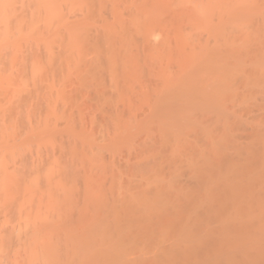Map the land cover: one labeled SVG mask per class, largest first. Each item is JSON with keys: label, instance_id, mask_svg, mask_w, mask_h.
<instances>
[{"label": "bare ground", "instance_id": "obj_1", "mask_svg": "<svg viewBox=\"0 0 264 264\" xmlns=\"http://www.w3.org/2000/svg\"><path fill=\"white\" fill-rule=\"evenodd\" d=\"M102 1H105L106 5H110V4H107L108 0H102ZM109 1L111 2L112 0H109ZM129 1L127 0L126 2H127L128 5L127 4L125 5V0H124L123 2H124L125 6H122V7L126 8V9L131 7L130 9H128V10H131L132 8H134V6H136L135 8L137 9V5L140 3V0L139 1L137 0L138 3H137L136 0H134L136 2H134V1L131 2L130 1V3H134L133 5L130 4V6H129ZM143 1H145V2H143ZM149 1H151V2H149ZM91 2H95V1H92V0H90V1L89 0H0V93L3 95V96H1V94H0V96L2 97V98H0V264H92L94 262V260L96 262L97 255H101L102 261H103L102 264H114V263L117 264V262H118L117 256H115V253L112 254V251H114V250H110V244H112V243L116 244L117 248H118L117 251L118 250H122V249H126L128 245H130V244L133 245V243H135L137 241L139 236L140 237L143 236L145 238L144 239L145 244H148V243H150L151 235L155 231L154 225H151L152 214H151V211H150L149 208H145L144 212L139 214V215H137L135 213V211H133L132 209H128L127 211H124V209H123V211H114V215H113L114 218H113V221H112L111 224H107L105 221L97 219L93 223V227H91L90 229H85L84 227L82 228L81 225H80V228H79L78 225L73 224L69 228L65 229L63 232H60L57 222H54L49 227L46 226V223L51 219V217H54L53 214L59 212V208H60V205H61L62 201H66V202L69 201L68 203L70 205H72V201L76 200V198H78V195H79L78 199L81 198L80 200L82 201V199H83L82 197L84 196L85 200H87L89 203H94V201L96 199H98L97 197H98L99 193L98 192L96 193V190L97 189L99 190V188L94 186V184H95L93 182L94 180H91L92 183H90V180H88V179H92L94 177L93 176V174H94L93 172H96L94 170H97V171H103L104 170V168L102 169V167H103L102 163H105V161H106L104 159V158H106L105 155L106 156L107 155L110 156V154L112 153L110 151L116 150V151H114V154H113L114 156H111V158L113 157L114 159H116V157L119 156L117 158L118 160L114 161L112 159L113 161H111V159L109 157L110 160L108 158H106L108 160L107 163L109 161H110V163L118 161L119 163H117V162L116 163L117 164H121L119 158L121 157L120 155L123 154V153H121V151L122 150L124 151V148L122 149V146H125V148H126V145H128L127 147H129L128 149H129L130 153L127 150L128 153L126 152L127 155L125 154L127 156V158L123 155L126 158V161H128L127 159H130V158H128V155L130 154L129 157H131V154L133 153V150H135V149L137 150L140 147L139 145H141V147L143 148V144L147 143L148 139H149V137H148V139H146L147 135L145 134V132H143L144 129L140 128L141 130H139V131L144 133L146 137L140 132L141 135H143V137H142V140L140 138V140L137 142L138 148H137L136 145L135 146L133 145L134 141H133V143L131 142L132 145H130L131 143L126 144V145L125 144L122 145V143H123V140H122V142L120 143L121 146L118 147V148H121V149H118L116 147L117 145H114V143L117 142V144H119L118 142L121 141L120 139H119V141H115L116 138L118 139L119 136H121V135H122V137H125L124 135L127 133L126 130L128 128H130V131L127 130L128 133L129 132L133 133L132 130L135 129L134 125H135V127H138L139 124H140V122H137L138 123V126H137L136 125L137 123L135 122V120H137L141 115H142L141 117H143V114H141V112H142V110L144 108L143 109L141 108V111L137 113V114L140 113V116L138 115L139 117H137V114L135 112L137 119H136L135 116H132V117H135V119L133 118L134 119L133 122H135V124L133 125V123L131 121H128L127 125L128 124H130V125H128L129 127L126 126V129L124 130L125 127H123V126H125V122L126 121H123L122 119L124 118L125 113H129L128 111H130V110H128L126 112L125 106L122 107L123 102H122V105L120 106V104H121L120 101L122 99L121 100L119 99L120 101L118 100V102H120V104H118V103L117 104L120 106V110L124 108L123 110L125 111V113H123L124 111L122 112L124 114L123 117L120 115L122 117L121 118L122 121L120 120V116L119 115H118L119 117H116V118H118L119 121L123 122L124 124L122 123L123 126H121L120 122L118 123V121H116V119L114 118L115 122L117 123V125L115 127H114V125H112V124L111 125L116 130L114 132L110 133V134H112L114 139H113V137L110 138L111 135L108 133L110 135L109 136V138H110L109 140L110 141H106L108 138H106V140H103V141H106L107 143L110 142V144L112 142L113 143L112 145H110L108 143L107 144L108 146H105V144L103 143L105 147L104 146L100 147L101 145H103L102 143H100V141L102 140V136H104V135H102L101 138H100V135H101L100 133L101 132L97 133V131L100 130L99 129L100 127L101 128H102V126L104 127V125H102V124L107 122L109 119L108 120L104 119V122L101 124L100 127H98V123H96L97 127L94 126L95 122H93L94 125H93V123L92 124L90 123L92 126H94L93 128H94L95 131H96V128H98V130L96 131V134L99 137H98V139H96V141L98 140V142L101 145H99L96 141H94L95 138H96V136H94V135H91L90 137L86 135V137H84L83 139L81 138V137L85 136V135H81V134H83V133L87 134V133H85L86 131L89 132L88 130H90V131H92V130H91L90 126L88 127L90 129L83 127L84 129H86L85 132L83 131L84 129H81L82 128L81 125H80V127H81L80 129L77 128L78 127L77 123L78 124L82 123L80 120L84 119L82 117H80L81 119L77 118V116L79 117V113L78 114L75 113V115H77L76 116L77 120L79 119V122L76 123V122L71 120V123H73V124L75 123V125H73V124L69 125L68 121H69L70 118L68 119V121L67 120L64 121V118H66V116H68V115H66L65 111H64V113H65V115H64L62 113L63 112L62 110H65V108H68V110H69L70 104L74 105V102H76V101H74V99H76V98H74V99L70 98V97H73V96H69L70 94L66 95L65 90H64L65 94L62 93L63 90H62L60 82H62L64 80V78H61L62 76H60V75L61 74H63V75L69 74V76L70 75L72 76L73 73L77 74L78 71H79L77 76L80 75V78L78 77L79 78V82H80L81 75H83L84 73H81L83 71H82L81 68L79 69V67H82V65H79V64H83L84 61H85L84 65H83V66H85V64L87 62L88 63L90 62V61H87V60H91V59L86 58V56L84 57L83 54L81 55V53L86 52V51H84L85 50L84 48L83 49L81 48V46H82L81 42L84 45L83 40L86 41L85 37H87L88 30H91V27L93 29L97 28V25L95 23L94 24L96 25V27H93L94 26L93 22H95V21L93 20L94 15H92V14L95 13V12H91L90 13V11H95V10H91V8L94 9V7H90V11L87 12V10H89L88 9L89 5L92 6V4H93ZM113 2H114L116 7L111 2L112 4H111V6L107 7V10L109 9V7H112V6H113L112 10L114 8H116V9H114L113 12L115 14V11H116L117 14H115L114 16L112 15L114 17L113 19L116 20L118 18L117 22L115 24H118L120 20L121 21L124 20V21L120 22L121 24L123 22L125 23V20L127 21V19H128V23H130L129 20H132L131 23H133L134 27L131 25L132 26L131 29L136 30L137 32L139 31L137 33V35L135 36V34H134L133 37H132V34L134 32L136 33V31H134L133 33H132L133 30L131 31V33H132L131 37L132 38L135 37V42H136V37L139 38L141 34L145 35V38L143 37L144 35L140 37V38H142V37L144 38L143 41L140 38L138 39L141 42H144V40H145V44H144L143 48H140L139 51L137 50V47L134 45L135 43L133 42L134 43L133 44L132 42H130V41H132V39L129 40L130 38L125 39V40H127V42L125 41V44L128 47L132 43V45H134L133 47L136 48V50L135 49L134 50L136 52L138 51L137 53L141 52L140 50L143 49L144 50L143 52H145V54L147 52L148 57L150 55H152V58L154 60L153 61L154 64L156 62L155 59H159V57L158 58L154 57V54H155V56H157L156 54H158V55L160 53L163 54L165 52V50H167L166 48H168L167 52H169L170 54L166 55L167 52L164 53V55H166L165 56L166 59H168V62H170L172 60L173 61V62L171 61L172 63H176V62L179 63V61L181 63V64L180 63L177 64V66H171L172 64H170L169 68L174 67V70H173L174 73H175V70L178 67L181 66L179 69H177V71H176L177 73H175L176 75L175 74L171 75V73L173 74V72L171 70H169V68H167V66H166L167 64L166 65L164 64V63L167 62L165 60L164 55L162 57V59L164 58L163 59L164 63L161 62L162 61L161 59H159V60H161L160 62L162 63V67H163V68L159 69L161 71H159L158 69L157 70L159 72L155 71L156 70L155 67H157L158 64L161 65V63H158V62H157V66L154 65L155 74H152V72H151L153 69L149 71V70H147L148 68H146V70L148 71V73H146V74H149V72H151L150 73L151 76L153 75L155 77V75L157 76L158 73H159V74L162 75V76L158 75L159 78H162L164 81L170 82V83H166L162 79H161L162 81H158L159 83L163 82L161 86L164 87V91H166L167 87L170 86L171 84L172 85L170 86V88L174 87L176 85V83H175L174 86H173V83H172V80L174 78L172 76H175L176 78H174L173 82H177V86H178L177 87L178 89L175 88V90L177 89L179 91V92H177V91L175 92L174 89L172 88L173 89L172 91H171V89H169V91H167V93L170 92L171 94H169V93L167 94L166 92L163 91V89H161L162 92L158 91L159 90L158 88H161V86H159V84H158V85H156V88L158 86V88H157L158 90L157 89L156 90L158 91L159 94H161V93L162 94L158 95L157 91L155 92V89H154L155 94L152 92L153 93V94H151L152 97L150 95L149 98L152 99V100L154 99V101H155V99H156L155 95H158L159 97H157V98H161V100L158 101V99H156L158 101V102L157 101L156 102L157 103L160 102V104H162V103L163 104L165 103V104L164 105L163 104L162 105H159V104L152 105V103H151L152 106H149V104L148 105L146 104L148 102L147 99L145 98V100L147 102H145V100L143 99L145 104L147 105L146 107H148V106L150 108L152 107L151 108L152 110H153V106L156 107L158 105L156 107L158 109H154L155 110L154 111V115H153V112L151 110L152 114L150 112L151 116H149L150 117L149 119L150 120L153 119V121H155V119H156L157 123L159 122V124H161L163 126V130L165 131L164 132L161 129L162 126L160 127L159 130H162L163 132L159 131L157 129L158 128V126H157V128L155 127L157 129V131L156 132L154 131V133H156V135L153 132H151V131H149V133H151V134L147 133V134H149V136L151 135V137H150L151 139L150 140H152V139L155 140V138L153 137L154 135L157 136V137L159 136L158 137L159 139L163 138L162 142L159 141L158 143H162L163 146L165 147V148L164 147H160V150L158 149V150L154 151V155L152 156V155H149V154H151V152L153 153L152 150L150 151V153H148L149 152L148 150H150L149 147H151V145L147 146L146 144H144V146L146 145V147H148V150H147L148 151L147 152L148 155L147 156H148L149 159L152 158L151 159V161H152V160H154L155 157H157L156 155L162 154V153H158V151H163L162 150V148H163L166 151V152L165 151H163V152H165V154L167 153L166 159H167V156L170 153V151H172V155H173L172 158L173 159H172V164H170V166L174 165V167H177V169H179V166H180V169L181 168L183 169L184 166H182V167H181V165L176 166L177 165L176 162H179L178 159H175V157H177L178 153H179V156H180V154L183 156V157L180 156V157H182V159L184 158V155L187 156L189 154L190 161L186 160V157L183 160L180 157H179V159H181L182 162L184 161L183 164L186 161L190 162V164L192 166V168L191 167L189 168V170L191 171L190 173H192V174H190V177L188 175V177H189L188 179H185L187 181L184 183V186L183 187H176V185H175L176 182H175V184H174L175 190L172 193V195L168 198L167 206L165 207V209H163L159 213V219H158L156 225L158 226L159 229L163 230L164 233L171 234V241H170V245H169V250L164 255H160V253L159 254L155 253L156 255L153 256V257H158L159 256V260H160L161 263H165L166 261L170 260V261H173L175 264H194L196 262H202V264H206L205 262H208L210 260H214V261H217V262L219 260L218 264H222L223 257H221L220 251L211 250V247H212V244H213V240H212V237H211L212 234H213V228L210 226V224H212L213 221L220 222L219 231L221 233L227 234V236H229V237L232 236L233 234L236 236V235H239L241 233L240 229L242 227H241L239 218L241 219L243 216H245V217L250 216L248 210H246L244 208L243 202L246 201V200H251V197H253V195L255 193L254 192L255 188H257V186H260L262 184V182L264 181V163L261 164L259 162L260 160L264 161L263 160V158H264L263 150L264 149L263 150L261 149V148L264 147V145L260 146L258 143H255V142H253L255 145L253 143H251V142H249L250 145H249V143H248V145H247V143L245 144L243 142L242 143H240V142L238 143L239 140H236V139H242L241 141H244V138H242V136H241V138H238V137L236 138V137H234L235 135H233V134H232L233 136H231V137H234L233 139H235V138L236 139L235 140H233L232 138L229 139L231 133L228 134L226 132L227 131L226 130V128H227L226 125L228 123L230 124V126L233 125L235 127L236 125H234V121L233 120H235V119L238 120L239 119L238 123L236 122L237 120L235 121L236 124L240 125V123H242L243 126L242 125H240V126L238 125L240 127V129H238V131H240V130L242 131L241 127L245 129V126L248 125L247 119L245 121L239 122L240 119L241 120L243 119L242 118L243 117L242 114H243V111H244L243 110L244 106H243L242 109L240 107L241 111L243 110L242 113L240 114V116L242 115L241 118L240 117L235 118V116L239 115V114H235L236 112H233V114H235V116H232V112H231V114L228 115V118H229V116L233 117L232 122L229 121L228 123H225V124L223 123L224 125L222 124V122H219L220 125L218 126V124H217L216 127L214 126L215 124L211 125V126H213L212 130L214 129L215 131L217 129H220L221 127H223L224 130L220 129V130H222V132L221 131L220 132L222 133L221 135H223V137L221 135H219L220 132H218V135H217L216 132H214V133H216V135L218 137L215 135L217 138H213L211 136L212 131L209 133L210 135L208 134L210 129L208 130L206 128L208 131H206V130L204 131V129H205L204 125L208 124V121L212 120V119L214 121L215 119L218 118L217 122L220 121V119H221V121L223 120L224 122L227 120V117H226V120H225L221 116L223 113L225 115V112H227V111L222 112V111H224V109L222 110V108H221V110H222L221 111L220 110V106H221V104L223 106L222 102H227L228 98L225 99V97H227L228 93L229 94H231L232 92L234 93V91L236 92V89L234 90V87H232V86H234L233 84L231 85L229 83L227 85L226 82L228 81V79H226V76H230V77H228L230 79H232L233 76L235 77L236 75L239 76V77L238 76L235 77L236 79H241L240 76L244 77L242 79H245L246 83L245 84L243 83L244 84L243 88L245 89V87H246L245 85H247V86L250 85V86H248V88L247 87L246 88L250 89L252 91V89L250 87H252L253 84L254 85L256 83L258 84V81H256V79L260 80L261 77L264 75V73H263V70H264L263 69V67H264V58H263L264 57V44H262V40L264 42V15H263L264 14V6L262 5V7H261V3L264 2V0H142V3H141L142 6L140 7V9L138 11L136 9H132L134 13H132V10L129 11L128 17H126L127 14L124 13V11L126 12V10L123 9L124 10L123 13L126 14V16H125L126 19H123L124 15H123V13L121 11L122 8L120 7L121 4L123 5V3L120 2V5H119L118 2L117 3L115 2V0H113ZM19 3H21V4H19ZM89 3H91V4H89ZM178 3L183 5V6H179ZM116 4H118V5H116ZM173 4H177V6L181 7V8L177 7L178 9H176V6L174 8ZM24 5H26L25 8L23 7ZM106 5H105V7H106ZM172 5H173L172 11L174 10L173 11V16L171 15L172 11L170 10ZM184 5H186V6H184ZM187 5H190V6H187ZM85 6L86 7L88 6L87 9H86ZM98 6L99 5L97 4L95 9ZM79 7H80V10L85 8V9H83V11L85 10V12H83L81 14H84L86 12L88 13V14L86 13V15H81L82 18H78V17H80L79 15H78V17L76 16L79 20H76L77 19L76 17H75L76 21L75 20L72 21V19L69 20L70 17L69 18L66 17V15L69 14L68 13L69 11L67 12L66 15L64 14V10L67 11L66 8H70V10L71 9L72 10H74V9L76 10L77 9V12L80 13V11H78ZM257 7H258V10L262 11V9H263V11H262L263 14L262 15L259 14V13H262V12L258 11V10H257V12H259L258 14H255V15L253 14V12H256V10L253 9V8H257ZM117 9H119V10H117ZM180 9H181V11H180ZM19 10L21 12H19ZM99 10H100V7H98V9H97V13H98ZM165 10H168V11H165ZM182 10H184V12ZM100 12H101V10H100ZM163 12H165V13H163ZM89 13L91 14V16H93V18H91L92 20L88 16V15H90ZM105 13L106 12H103L101 14V16H103V14H104V16L105 15L107 16V15L111 14L109 12H107L106 14ZM176 13H177V15H175ZM71 14H72V11H71ZM75 14H76V11H75ZM121 14H122V18L118 17V15L120 16ZM132 14H135V15L133 16ZM163 14H165L166 16L165 15L162 16ZM72 15H74V14H72ZM130 15L133 16L132 19L130 18V17H132ZM218 15H219V18H218ZM258 15H259V17H258ZM95 16H97V18H98V16H100V14L99 15L96 14ZM112 16L110 18H112ZM171 16H172V18H170ZM213 16H215V17L217 16V18H214ZM166 17L168 18V20H167ZM258 18H259V20H257ZM98 19H95V20H97V22L101 23L102 22L101 21L102 18H101L100 21H98ZM216 19H218V20H216ZM111 20H110V22L108 21L107 23L108 24H110V23L112 24L113 21H115V20H112V21ZM184 20L188 21L187 23H189V26L193 25L192 28L193 27H204L203 28V32L205 30L207 31V29L209 30L211 25L213 26L211 28L213 31H214V29L219 28L220 26L221 27L218 30L216 29L217 31L215 30L214 34L210 33V32H212V30L210 32L209 31L206 32L207 34L209 33L208 34L209 39L211 38L213 40V42H212V40L210 39L212 44L209 42L210 40H208V38L204 36L205 41L203 40L204 38L202 40H200V41H202L201 43H203V45L201 44V46H200V43H198L199 40L196 41L200 36L199 37L195 36V34H197L196 32H198L197 29L193 28V30H196V32L194 31L195 32V34H194V32L191 30V27H190V29L186 28V26L188 24ZM253 20L254 21L256 20L257 22L255 21L256 23H254ZM105 21H104L105 25L104 24L102 25L103 28H105V30H106V31L103 30L104 31V36L102 35L103 31L100 32L101 33L100 35H102V36L97 34V35H99V40L100 39H102V40L105 39L102 42L100 41L101 44L103 42L105 43L106 40H109V42H110V36H113V35H111L112 32L114 33V35H115V32L119 33L120 37H121L123 32L125 34L127 33L130 36V33H129L128 29L125 28L126 29L125 31L120 32L121 31V28H120V31L117 32L118 30L115 31V29H116V27H115L114 31H112L113 27L115 26V24L113 23L114 26H112L113 24L112 25L111 24L108 25ZM214 22L217 23L218 27H216V23H215V25H213ZM190 23H191V25H190ZM252 23H253V27L249 28V26H251ZM257 23H258L259 26L257 25ZM121 24H120V27L122 26ZM127 25H129V24H127ZM180 25H182L183 27L181 28ZM102 26L100 25V27H102ZM156 26H157V28H155ZM166 26H168V27L170 26L172 28V30H173L172 34L173 35H171V33H169V31H167ZM254 26H257L258 29H256V27H255L256 30H254ZM100 27L98 26V28H100ZM153 27L155 29H157L158 31L155 30ZM176 27H177V29H176ZM214 27H216V28H214ZM158 28H165V29H158ZM183 28H185V29H183ZM205 28H207V29H205ZM142 29H144V30H142ZM141 30H142V33H141ZM159 30H160V32H159ZM177 30H178V32H177ZM188 30H190L191 32H189ZM250 30H254L256 32H253V31H250ZM98 31L97 32L93 31V35L91 34V32H89V34L92 35V36H95L96 35L95 33H99ZM162 32H164L162 34L163 37L164 36H166L168 38L171 37L170 40L172 39V41H170V43H168L169 39L164 37V38H166V40H165L166 44L164 43V45H163L164 40L161 39L163 37L159 36ZM139 33H140V35H139ZM190 33H193L194 35L192 36V34H190ZM206 33H204L203 35H205ZM207 34H206V36H207ZM189 35H190V37H189L190 39H188ZM116 36H117V34H116ZM176 36L179 39H181V40L179 41V39ZM191 36L193 37V39H191ZM100 37H103V38H100ZM156 37L157 38L159 37L158 40H157ZM174 37H175V40H174ZM196 37H198V38H196ZM194 38H195V41L197 42L196 43L194 41V43H196V46L198 45L199 47H195L194 45H193L194 46L193 47L191 45L193 43L191 40H194ZM255 38L259 39L260 41L256 40ZM92 39H93V37H92ZM97 39L98 38H96V40ZM112 39H115V38H112ZM185 39H188V40L185 41ZM93 40H94L93 43H95V38ZM99 40H97V41H99ZM118 40L119 39H117V41ZM206 40H208V41H206ZM251 40H253L254 42L252 41V43H250ZM121 41H124V40H121ZM161 41H163V42H161ZM188 41H191V42H188ZM141 42H136V43L141 44ZM171 42H172V45H171ZM178 42H180L181 44L178 43ZM205 42L207 44L208 43L211 44V46L208 44L210 46L209 47L207 44H205ZM255 42L256 43L260 42L262 44V47H263V49H262L263 51L262 52H261V49H258V47H256L260 43L257 45ZM100 43H98V44H100ZM161 43H162V45H161ZM173 43L174 44L176 43V44L174 45ZM189 43H190V45H186V44H189ZM213 43H214V45H213ZM254 43L256 44L255 47L258 50L253 47L255 45ZM95 44L98 46L97 42ZM111 44H113V43L111 42ZM125 44L123 45V43H121V46L123 45L125 49H120V51L122 50V53L125 52L124 54H121L123 57H124V55H126V54L128 55V53L131 52V51H129L130 48H131L132 52H134L133 49H132L133 48L132 46H130L128 48V47H126ZM178 44H180V45H178ZM96 45H94V46H96ZM106 45H107V48H108V43H106ZM117 45H119V43H117ZM168 45L169 46L171 45V47H168ZM181 45H182V47H181ZM23 46H25V48ZM91 46H89V48ZM94 46H92V47H94ZM97 46H96V48L94 47L95 51L97 50ZM102 46H104V44H102ZM121 46H119L118 48H120ZM158 46H162V48L165 47V46L166 47H165V50L163 52H161L162 49L158 48ZM178 46H180V47H178ZM186 46L188 48L190 46V48L187 50ZM212 46H215V48L216 47L217 48L216 49L215 48H211ZM83 47H85V46H83ZM109 47H110V45H109ZM172 47L174 49L175 48L176 49L172 51ZM260 47L261 46L259 45V48ZM89 48L86 47V50L89 49ZM112 48H111V51H114V50H112ZM182 48H184V50ZM81 49L83 50V52H81L82 51ZM92 49L89 50V52H87V53H89V58H90V52H92ZM116 49H115V51H116ZM100 50L98 49V52H96V54L97 53L99 54L101 52ZM105 50L108 51V49H105ZM181 50H183L184 52H182ZM247 50L248 51L251 50L253 53H255V55H254L251 51H249L250 54L252 53L253 56H255V57H253V58H255L254 61L252 60V56H251L252 54L250 55ZM93 51H94V49H93ZM111 51L109 50L108 53L110 52V54H111L112 53ZM117 51H119V49H117ZM170 51H172V53ZM256 51H258V52L256 53ZM37 52H38V54H41L40 55L41 57H39V55L36 54ZM94 52H92L93 56L96 55ZM103 52H104V50L102 51V53ZM174 52L176 54H178V53H180V54L175 56ZM131 53H130V55H131ZM137 53H136V55H137ZM141 53H139L140 54V58H142L141 55L143 54V53L142 54ZM242 53H244L243 54L244 58L245 57L247 58V56L250 55L248 57L253 62L252 66H251L252 68L249 65L251 63V60H249V58H247V61L249 60L250 62H247L246 58H245V62H247V63L245 64L244 62H242V60H244V58H242L243 56H240ZM247 53H248V55H247ZM110 54H108L105 59H102V58H104L106 56V54H103L104 55L103 57H102V54H99L101 57L95 56V58L97 59L96 63H98L97 61H99L100 66L106 67V65L110 64V61L108 62L107 58H108V60H110V59H112L111 56L113 54L115 55V53H113L111 55ZM171 54H172V56H175V58L177 60H179V61H175L174 62L175 58L171 57ZM182 54L184 56H186V57H181ZM257 54H259V55H257ZM118 55L120 56V54H118ZM256 55H257V57H256ZM81 56H82V58L84 57L87 60L83 58L84 59V61H83ZM122 56H120V58ZM129 56H125V57L128 58ZM142 56H146V55L143 54ZM159 56H161V55H159ZM167 56H169V58H171L170 61H169V58H167ZM87 57H88V55H87ZM97 57L99 58V60H98ZM135 57L138 58L137 56H135ZM95 58H92V60L95 61ZM134 58H132V55H131L130 59H134ZM152 58L150 57L151 60H152ZM146 59H147V57H146ZM146 59L142 60V63H143V61H146ZM187 59H188V61H187ZM81 60L83 61V63L80 62ZM104 60L108 62L107 64L105 63L106 64L105 66H104ZM121 60H122V58H121ZM124 60L126 62L128 61V59H124ZM124 60H122V61L125 62ZM234 60H236V61H234ZM93 61H91L92 63L91 62L89 63L90 64V68H89L90 70H91V68L94 69L95 67L97 68V66H99V64H98L97 66H95L93 68L92 65L93 64L95 65V63H93ZM100 61L103 62V65H102V63ZM112 61H114V60H112ZM112 61H111V63H112ZM132 61L133 62L134 61L137 62L138 60L137 61L136 60H131V61L129 60L128 61L129 64H128V62L125 63V64H122L123 63L122 62V63H120V66L124 65V67H125L126 64H127L129 66L128 68H130V69H127V71L130 72V70L134 68L133 66L137 65L135 62H134L135 64H133V63L130 64V62H132ZM182 62H184V63H182ZM231 62H233V63L236 62V63H235V65L233 64L234 65L233 66ZM64 63H65L66 66L64 65ZM117 63L118 62H116L115 66L116 65L119 66L118 65L119 63L118 64ZM230 63H231L232 68L227 70V68L230 65ZM152 64L153 63H151V66H153ZM58 65H60V66H58ZM148 65H150V64H147V66ZM164 65L166 66V69L164 68L165 67ZM245 65L247 66L246 68L248 70L247 74H246L247 70H246V68H244ZM57 66L60 69L64 68V69H62L63 71L62 70L57 71L56 70ZM113 66H114V64L111 67H113ZM117 66H116V69H115L116 73H118L117 70L120 69V66L119 67H117ZM139 66H140V69H141V63H140V65H138V67ZM55 67H56V69H55ZM103 67H100V68L102 69ZM144 67H145V65H144ZM144 67H142V68H144ZM258 67H259V69H258ZM117 68H119V69H117ZM126 68H127V66H126ZM98 69H99V67H98ZM164 69L169 71V72H165ZM244 69H245V71H244ZM104 70H106V69L104 68ZM110 70L112 71V68L109 69V71ZM122 70L123 69H120L121 74L123 73L122 75L120 74V71L118 73L122 77H127V76L131 77V76H133V74L131 76H129L130 73H126L127 71L125 72V68H124L123 72H122ZM133 70L136 72L137 69H133ZM133 70H132V73L135 74V72H133ZM141 70L138 69V71H141ZM162 70H164V71L162 72ZM55 71H57L58 73H60L62 71L61 74L59 75L60 76L59 78L63 79V80H61V81H59L60 79L58 80L59 84H60V90L58 89L59 84H57V83H56L57 85L55 84V82L57 81V80L55 81V78H56L55 75L57 74V76H58V73L55 72ZM93 71H95V70H93ZM97 71L98 70L96 69L95 72H97ZM99 71H101L102 73L105 74V71L103 72L100 69H99ZM99 71L97 73L99 76L97 75L98 78H96V80H98L99 87H98V85H95L96 82L95 83L92 82L93 83L92 87L89 86L91 84L89 82L94 80V78H93L94 75H93L92 77H87L86 78V79L90 78L89 79L90 81L88 80V84H89L88 88H94L95 86H97L98 89L100 88L99 89L100 93L103 92L102 91V87H104V86L106 87L105 89H107V90H109L108 88H110V87H111V89L114 90L116 87L113 88V86L116 85L117 82L113 85V82H115L113 80L115 78L113 80H110V76H111V73L113 71L109 72L110 74H105V75L101 74V73L99 74ZM138 71H137V73H138ZM143 71H144V69H143ZM170 71H171V73H170ZM258 71H260L259 72L260 75L263 74L261 77L256 76V74H258ZM95 72H93V73H95ZM106 72H108V70ZM124 72H125V74H124ZM144 72L141 71L140 74L142 73L141 74L142 76H149L150 75V74L146 75V74H144ZM252 72H254L253 75H251ZM15 73H17L16 77H18V75H20V77L14 79V77H12V76ZM180 73L182 74V78L181 79L178 76V74H180ZM47 74H48V76H47ZM53 74H54L53 79H54L55 82L54 81L51 82V80H53L52 78H50L51 80L49 79V82H51V83L47 82L48 83L47 85H49L48 88H50L51 92L49 91V93H48L47 86L44 88V89H46V88L47 89L45 91H43L44 90L43 89L44 86L42 87L41 86L42 84L39 85L40 84L39 83L40 80H42L41 77H44V75H46L45 77H47V79H48L49 75H53ZM92 74L89 75V73H87V75L86 74L85 75L86 76H91ZM136 74H135L134 77H136ZM244 74H246V75H244ZM95 75H96V73H95ZM100 75H102V76L104 75V76L102 77ZM120 75H117L118 77L117 76L116 77L119 78ZM124 75H126V76H124ZM183 75H184V77H183ZM73 76H75V75H73ZM86 76H84V77H86ZM245 76H247V77H245ZM254 76L259 77V78H256ZM84 77H83V79H81V82L84 81ZM134 77H131L132 79L131 78H127V79H129V80L131 79V80L134 81ZM140 77H138V78L140 79ZM177 77H178V79H177ZM252 77L255 78V80ZM69 78H70V80L72 79L71 82L74 81L73 78H71V77H69ZM78 78L76 77V79H78ZM99 78L102 79L103 81L102 80L100 81ZM105 78H108L110 80V82H109L108 79H105ZM112 78H113V73H112L111 79ZM138 78H135V80L138 79ZM144 78L145 77H142V79H144ZM159 78H158V80H159ZM262 78H264V77H262ZM44 79L45 78H43V81H44ZM47 79H45V80H47ZM194 79H196V81ZM96 80H94V81H96ZM106 80L108 81V85L104 84L105 82H107ZM146 80H148V79H146ZM149 80L151 81V78ZM155 80H157V79H155ZM155 80H153L154 85L156 84ZM197 80H199L200 82L199 81L197 82ZM251 80L252 81L254 80L255 83L251 82ZM241 81H243V80H241ZM44 82H42V83H44ZM75 82H76V80L72 84H75ZM77 82H76V85H79V86H77L78 90H79V87H80L81 84H77ZM99 82H101V83H99ZM143 82H145V81H143ZM240 82L238 83V86L240 85ZM260 82H262V81H259V83ZM64 83H65V81L62 82V86L65 85ZM83 83L86 84L87 80H85V82H83ZM110 83H112L113 86ZM132 83L133 82L131 81V84ZM151 83H152V81H151ZM165 83H166V85H164ZM44 84L46 85V82ZM84 84H82V85H84ZM102 84L104 86L101 87L100 85H102ZM147 84H148V87L146 86ZM82 85H81V87H82ZM106 85L108 86V88H107ZM109 85H111V86L109 87ZM137 85H139V81H138ZM141 85H142V83H141ZM223 85H226L227 87H224ZM242 85H240V86H242ZM29 86L31 87L33 92L30 89H29L30 92L28 91V87ZM40 86L42 87L40 89L41 90L43 89L42 92L44 94V95H41V98H40V95H38V94L42 93V92L40 91V89L39 90L36 89V88H39ZM129 86H130V84H129ZM145 86L144 87L146 88V90H149V81L146 82ZM260 86H262L261 89L264 88L262 84L261 85H257L255 87L260 89L259 88ZM33 87H34V90H33ZM55 87H57V88H55ZM119 87H121V89H122V86H119ZM135 87H134V89H137ZM137 87H139V86H137ZM150 87H152V86H150ZM229 87H230V89H229ZM75 88H76V86H75ZM75 88L71 87V89L69 88V90H68V88L66 87V89H67L66 92L70 91L72 89H73V92H74ZM84 88H85V86H84ZM84 88L82 87V89H84ZM123 88L126 89L125 86ZM63 89H65V88L63 87ZM82 89H81V91H82ZM94 89L96 90V88H94ZM142 89H143V87H142ZM247 89H246V91H248ZM58 90L61 91V92H58V94H59L58 96H60L63 100L67 99L66 100L67 103L65 101L63 103H61L62 99H60L61 100V102H60V100L58 99V96L57 97L55 96L56 99H58L56 101L60 102V103L57 102V104L55 103L56 106L58 107V109L60 108L59 111L56 110V108H55L56 106L54 105V103L50 102L51 101L50 98H49V101H46L44 99L46 101L45 102L43 100V97H42V96H44V97L45 96H47V97L51 96L53 98L52 95H54ZM110 90L107 91V92H106V90H104L106 92V95L110 94V96H111V93L115 92V90H114V92L112 90L111 91ZM143 90H145V89H143ZM239 90H240V87L238 88V91ZM255 90H257V89H255ZM35 91H37V92H35ZM87 91L88 90H86V92ZM91 91H92V89H91ZM91 91H88V93L89 92L92 93ZM116 91L118 92V91H120V89L116 90ZM126 91H125V93H126ZM135 91H137V90H135ZM135 91H134V93H135ZM149 91L151 92V90H149ZM173 91H174V94H172ZM98 92L96 94L93 93V98L95 97L96 99H91V100H95V101H97V99L99 100L98 96L100 97V95H98ZM144 92H146V91H144ZM259 92H260V94H261V92H263L262 95H264V91L260 90ZM259 92L256 93V94H258V95H256V97L253 96V95H250L247 92L249 94V96H251V97L253 96L254 97V98L250 97L249 100L250 101L253 100V99L255 100V98L259 97L260 96ZM31 93H32V95L34 94L33 96H35V98L33 97L34 101H36V98L39 96L38 99H40V100H37V102L38 101L39 102L43 101L42 103L43 104L45 103L46 105H47V103H49L47 106L45 104L44 105L42 104L44 110L40 111V113H39V110L41 109V106H40L41 103L39 104L40 107L36 106V107H38L37 109H35V105L36 104L34 105L33 102H32V108L29 107L31 105V103H28V102H30V100H32V99L31 98L27 99L25 97L27 95H31ZM67 93H69V92H67ZM84 93H85L84 91H82V94L80 92L81 96ZM120 93H121V91H120ZM164 93H166V94L163 95ZM233 93L230 96H233V97L236 96V98L239 96L238 94H237L238 96L236 95L237 92L234 93V94ZM244 93L246 94L245 91H244ZM45 94H49V95H45ZM94 94L98 95V96H95ZM103 94H104V92H103ZM119 94L118 95L114 94L113 96L114 97L117 96L119 98ZM128 94L131 97L130 89H129ZM64 95L67 96V97H65L66 99L64 98ZM71 95H73V94L71 93ZM85 95H86V93H85ZM85 95H83L82 98ZM136 95H137V97L139 96V94H136ZM162 95H163V97H161ZM199 95H202V96L199 97ZM88 96L91 97L90 95L87 94L86 98ZM110 96H108V97L106 96L107 97V102H105V101L103 102L104 98H102V97H104V96H102L100 98V103L102 104V107L101 106L98 107V105H101V104H99V101L97 103V107L99 109H100V107H101V109H104V106H103L104 104L105 105L109 104L111 106V104H112L111 101L112 100L114 101L113 104L116 105L115 104L116 103L115 102L116 99H114L112 96L111 97ZM243 96H245V95H243ZM243 96H242V99H244ZM47 97H45V98H47ZM124 97H126V96L124 95ZM124 97L122 96L121 98H124ZM132 97H134V96H132ZM166 97H167V99H165ZM201 97H203L204 99L201 98ZM260 97H262L261 98L262 100L264 99L263 98L264 96H260ZM108 98L109 99L111 98L110 101H108ZM198 98H200V99H198ZM247 98L245 99L246 100L245 101V103H246L245 108H247V101H249V100H247ZM68 99H72L73 102H69L70 103L69 104L68 103ZM77 99H78V97H77ZM133 99H131V100H133ZM138 99L140 101V98H138ZM195 99H196V101H195ZM207 99H208V101H207ZM214 99H216V100H214ZM217 99H221V100L225 99V101H221V100H217ZM230 99L228 100V103H226V104H230L231 103L230 101L232 99L231 100ZM240 99L241 98L238 99V102L236 100V103L232 102L231 104H233V103L237 104L238 103L237 105H239V106L240 105H244L245 104V103H243L244 101L242 99H241V101H239ZM259 99L260 98H257L255 101L254 100L253 101L255 103H257V101ZM47 100H48V98H47ZM128 100L126 99V101H128ZM131 100H130V102H131ZM201 100H203L204 102L202 101L203 103H201ZM52 101L54 102V99H52ZM79 101H80V98H79ZM82 101H84V103H85V99L82 100ZM87 101H88V102H86L87 104L85 103L86 107H88V105H89L88 103H89L90 100H87ZM206 101L208 103L212 101V103L208 105ZM214 101L216 102V104L218 106L220 104V106L218 108L220 110V112H221L220 115H219V111H216L217 113H214V111L217 108V105L214 104L215 103ZM233 101H235V100H233ZM253 101L250 102L251 103L250 105H253L252 107L254 108V111H255L256 104H252ZM108 102H110L111 104L108 103ZM136 102H138V101H136ZM218 102H220V103H218ZM239 102H242V104L239 103ZM64 103H66L65 106H67V107L64 106ZM148 103H150V102H148ZM192 103H193V105H192ZM194 103H195V105H194ZM197 103H198V105H196ZM27 104H28V106H27ZM58 104H62V109H61V105L59 107ZM77 104H78V102H77ZM80 104H82V103H80ZM113 104H112V106H113ZM125 104L127 105L128 102L125 103ZM141 104H143V103H141ZM206 104H207V106H206ZM226 104L224 103V105H226ZM234 104L231 105V107L235 106ZM259 104L261 105L262 103H259ZM259 104L257 103V106H256L257 109H258V105ZM73 105H72V108H73ZM179 105H180V108H177V107H179ZM183 105L186 106L185 109L183 108ZM188 105H190V107H192V108H190ZM202 105H203V107H201ZM211 105L215 109L212 108ZM230 105H226V108H228ZM75 106H77L76 103H75ZM130 106H131V104H130ZM136 106H137V109H138L137 103H136ZM163 106H165V107H163ZM204 106L207 107V108H205ZM208 106H210V108ZM261 106H262V109L264 110V106L263 105H261ZM24 107H26L27 109L30 108V110H27L26 108L24 110ZM63 107H65V108H63ZM84 107H80V108L82 109ZM89 107H88V110H89ZM133 107H134V105H133ZM193 107H196V108L193 109ZM231 107L229 109H231ZM237 107L235 106L231 110L233 111V109L234 108L237 109ZM45 108H46V110H45ZM114 108H116V107L113 106L112 109H114ZM159 108H161V109H159ZM188 108H190V109H188ZM201 108H203L204 110L200 111ZM208 108L211 109V110H209ZM78 109H79V107H78ZM112 109L110 107L108 109V111L109 110L112 111ZM117 109L119 110V107L116 108V110ZM137 109H133V110L137 111ZM146 109H148V108H146ZM165 109H167V110H165ZM196 109H197V112H198V110L201 112V114L198 112L199 115H202L204 118L203 117L200 118L199 116H197L196 114H198V113L195 114ZM206 109H208V111H210L211 113L208 112ZM213 109H214V111H213ZM31 110H32V112H31ZM76 110L77 109H75L74 111L75 112H79V111H76ZM84 110H86V108L83 109V111H81V112H83L84 114L87 113V112H84ZM118 110H117V113H116L115 109H114V112H115L116 115L118 114V112H119V114H121L120 110L119 111ZM159 110H162V112L159 111ZM182 110H184V112ZM238 110H239V108L237 110H235V111H238ZM25 111H26V113H25ZM44 111H46V113H44V114L41 113V112H44ZM55 111H57V112L55 113ZM146 111L147 110H145V112ZM230 111L228 110V114H229ZM258 111H261V110H257L255 112V115H257L258 113L259 114L263 113V115H264V112L261 111L262 112L261 113V112H258ZM33 112H34V114L36 112V115L42 114V116L41 115L40 116H35V115H33ZM109 112H108V115H109ZM145 112H143V113H145ZM147 112L149 113V111H147ZM147 112L145 114H147ZM163 112H164V114H162ZM165 112H167L169 114V115L167 114L169 121L165 120L166 122H168L166 126L164 125L165 124L164 123L165 122L164 119H163V121L159 120V119H161L163 117L162 115L166 114ZM248 112L246 111L247 114H251V113H248ZM61 113H62L63 116L60 115ZM84 114H80V115H84ZM150 114H147V115H150ZM157 114H159V115H157ZM191 114L193 115V117L191 116ZM194 114L197 116L196 118H198V117L200 118V120L198 119L199 123L201 121L203 123L204 122L205 123L207 122V123L206 124L204 123V125L200 126V127H198V126L196 128L193 127L192 128L193 130H191L190 125L192 124V122L193 123L195 122ZM206 114L210 115L211 117L209 116V119H208V116H207V119H206V117H205ZM215 114H217L216 118L214 117V116H216ZM43 115L45 117H43ZM72 115L75 118V115L74 114H72ZM98 115H99V113L96 114V118L99 117ZM106 115L107 114L103 115L104 118H105ZM253 115H254V113H253ZM55 116H58V117H55ZM60 116L62 117L63 122L64 123L67 122L68 125L70 126L69 128H71V129H68V132H67L66 130L68 128L67 127L68 125L67 124L64 125L65 127H67L66 130H64V133L66 132L67 134L66 135L63 134L62 137H61L62 133L61 134L59 133L60 135H59V138H58L57 136H55V134L57 132H55V134H54V131H57V130H53V129H55V127L57 126L58 122H59V124L61 123L62 120H61ZM86 116L87 117H91V119L93 118V120L90 119L89 122L90 121H94V120H96V121L99 120V119L97 120L92 115L88 116V113H87ZM156 116H158V117H156ZM257 116H255V117L257 118ZM37 117H38V119H37ZM51 117H53V118L51 119ZM106 117H108V116H106ZM128 117L129 116L125 115V119H127V120L129 119L130 120V118H128ZM212 117H214L215 119L212 118ZM258 117H260V115ZM58 118H60V119H58ZM76 118H75V120H76ZM256 118H255V122L257 120ZM261 118H263V120H264V117H261ZM54 119L55 120L57 119L56 122H55ZM85 119L87 120L86 117H85ZM146 119H148V116H146ZM192 119H194V120H192ZM150 120H149V122L152 123ZM186 120L190 121V122L192 120L191 124H186V123H188ZM228 120H230V118ZM263 120L259 119V120H257V122L258 121L259 122H261V121L263 122ZM83 121H85V120H83ZM87 121L84 122L86 124V126L90 125V124H87ZM98 122H99V125H100V123H101L100 120ZM145 122H148V121H145ZM149 122H148V125H149ZM202 122H201V124H203ZM217 122H215V123H217ZM244 122H245L246 125L244 124ZM55 123H57V124H55ZM108 123H110V121ZM154 123H156V122H154ZM59 124L56 127V129L59 128ZM85 124H83V125L85 126ZM107 124L105 123V128L102 129V130L106 129V130H104V133H106V135H108L107 132L113 131V130L109 129L110 125L107 126ZM212 124H213V122H212ZM229 124H228V126H229ZM262 124L264 125V122ZM53 125H55V126H53ZM61 125H63V123L60 124V127L63 128V126H61ZM131 125H133V127H130ZM142 125H143V123H142ZM221 125H223V126H221ZM257 125H259V123ZM75 126H77V127L74 130L73 127H75ZM183 126L185 127V131H184V127ZM238 126L236 128H238ZM107 127H108V130H107ZM119 127H121V128H119ZM218 127H220V128H218ZM247 127H249V125ZM254 127H255V125H254ZM259 127H260V125H259ZM259 127H258V129H259ZM261 127H263V126H261ZM62 128H59L58 131L60 129L62 130ZM146 128H145V131L147 130ZM149 128H150V126H149ZM200 128H202V129L200 130ZM117 129H119L120 131L117 130ZM250 129L248 130V128H247L248 131L252 132V129L251 130ZM261 129L257 130V128L256 129L254 128L253 131L256 130V133L252 134L251 136L254 137V138L257 137V139L260 140L264 136V134H263L264 133V129H262L263 130L262 132L260 131ZM69 130H71L72 132H69ZM76 130L77 131L78 130L82 131L81 133H80V131H78L80 133L79 135H77V136L80 137L79 139H81L82 141L88 140V141H85V142H86V144H88V145L90 144L91 146H93L92 143L96 142V144H98V147H99V149L97 147H94V149H93V147L89 146L90 149H86V150H89L88 153L85 150V148H83L85 150V152H86V153L83 152L84 156L86 154H88V155H86L87 156L86 158H89L87 160L91 161L93 159V157H94V160H92V161L94 162V165H96V166H94L92 164L93 163L92 161L86 163V164H88L90 166V168L88 166V168L90 170H88V168H86L87 170L82 168L81 170H83V169L85 170V171H82V173L84 172L83 176H81L82 173L80 172V169H79L80 168V166H79L80 164L78 163V161L79 160H83V159L86 160V158H82L83 154L79 153V152H82L81 149H80L81 151L79 150V148H82V147H80L81 145L78 147V145H79L81 140L77 139L79 141V142H77V140L75 139V138H77L76 134H78V133H76ZM148 130H150V129H148ZM153 130L154 129H152V131ZM180 130H182V132H183L182 136H180L182 133L180 135H178ZM202 130H203L204 133L200 134V132ZM230 130H232V127H231ZM192 131H194L196 137L198 136L197 141L200 139L202 142H204V144L205 143H207V144L203 145L202 148H200L201 144L200 145L194 144L195 143L194 140L196 138L193 137L194 140H193V138H190V137H192V135L194 136ZM246 131L244 130L245 133H246ZM49 132H50V134L52 132V134L54 136L53 139H55L57 143L55 141L52 142L53 141V139H52L53 136H52V134L50 135ZM157 132H161V135H157L158 134ZM172 132H173V134H172ZM184 132H186V133H184ZM232 132H234V131L232 130ZM257 132L259 134H262L263 136L262 135H259L260 137L256 136V135H258ZM69 133H71L70 135L73 136V138L75 137L74 140L78 144L77 147L75 146L73 138L71 139L70 138L71 136H68ZM92 133L95 134V132H93V131H92ZM92 133H88V134H92ZM104 133H102V134H104ZM119 133H120V135H119ZM140 133H138V134H140ZM190 133H192V134H190ZM205 133L208 134V135H206ZM138 134L135 133L133 136H136ZM168 134L171 135V136L173 135L172 137L174 138V141H171V139H170L171 137ZM203 134H204V137L206 135L207 139L210 138L211 141H209V139L208 140L205 139L206 137L204 138ZM188 135H190V136H188ZM199 135H200V137H199ZM243 135L245 136V134H243ZM175 136H177L179 138L178 141L176 140L177 137H175ZM184 136L185 137L187 136V138H185ZM251 136H249V137H251ZM139 137H141V136H139ZM139 137L138 136L134 137V138H136L135 141H137ZM227 137L229 139V142H228ZM64 138H66V139L68 138V139L71 140L69 145H68L69 140H66ZM93 138H94V140H93ZM158 138H156V140ZM128 139L129 138H127V140ZM143 139L145 141H143ZM182 139H184L183 140L184 142H182ZM202 139H204V140H202ZM231 139L234 142H232ZM169 140H170V142H169ZM175 140H176V143H175ZM190 140H192V142H193L192 145L190 144V143H192ZM65 141H67V142H65ZM113 141H115V142H113ZM140 141L142 142V144L141 143L139 144ZM180 141L182 142L181 144H179ZM223 141L225 143H227V145ZM64 142L66 143L65 147L68 149L67 150L68 154L65 152L66 148L64 147V145H65ZM71 142H73V144ZM165 142H166V144L167 143L169 144L167 146L168 147V151L166 150L167 148H166V144H164ZM173 142H174V144H172ZM185 142H187V143L185 144ZM149 143L154 144L151 141L148 142L147 144H149ZM158 143L156 141L155 144L153 145V147L156 144H158ZM57 144L59 145V148L58 147H56V148L54 147V146H58ZM183 144L186 147H187V145L189 146V144H190V146H189L190 149H187L188 152L186 150V147ZM238 144H240V146L242 145V148H240L238 146ZM175 145H177L179 147H177ZM195 145L198 146L199 149H197ZM222 145H224V148H225V150H223L224 152H222V150H221ZM257 145H259V146H257ZM52 146L54 148V151L58 149L59 155L56 156L57 152L56 153L54 152V154H53V152H47V151H46L47 154L43 155V154L46 153V152H43V151L44 150H48V148H50ZM83 146L86 147V145H83ZM133 146L135 148H133ZM157 146L159 148V146H162V145L158 144V145H156V147ZM229 146H233L234 147L233 154H236V151H240V153L242 151L244 154L245 153L246 154L249 153L250 155L255 154V155H257V158H258L257 160H259V161L258 162L257 161H253V162L249 161V162L244 163V164L236 163V164L232 165L231 167H230L231 164L229 166H226L227 157H226L225 154H227V156H229V155L231 156L232 155L231 147H229ZM250 146H251V148H250ZM33 147H35V148L33 149ZM169 147L172 148L173 150H170ZM182 147H184V148L182 149ZM245 147H246L247 151L245 150ZM258 147H260V148L258 149ZM53 148L52 149L50 148V149L53 150ZM77 148H78L79 152H78ZM91 148H92V151H91ZM100 148H104V150L107 148L108 151L109 150L110 151L108 152L106 150L107 151L106 154L105 153L101 154L100 153L101 151H99V150H103V149H100ZM238 148H240L241 150L238 149ZM175 149L178 150L179 152H177ZM181 149L185 150L187 153L184 152V151H183L184 153H182ZM94 150H95V152H93ZM119 150H121V151H119ZM138 150H140V151L145 150L146 151V149H144V148L143 149L140 148ZM138 150H137V152H139ZM30 151L31 152L33 151V152L31 153ZM255 151H256V153H255ZM27 152H29V153H27ZM36 152H38V154ZM115 152H117V154ZM137 152L134 151V154L137 153ZM211 152H213L212 155H214V157L212 156V158L209 156V154ZM33 153H34V155H33ZM49 153H51V155H53V157ZM118 153H121V154H118ZM155 153H157V154L155 155ZM190 153H192V154H190ZM240 153H239V155H240ZM257 153H259V154L261 153L260 156L261 157L263 156V157L259 158L258 157L259 154H257ZM30 154L32 156H34V157H31ZM36 154L37 155H41V156H38V158H40L42 160L41 162H44L43 157L44 156L46 157V158L44 157L45 158V162H44L45 164L38 162V160L40 161V159L37 160V155ZM98 154L100 155V158L98 157L99 156ZM140 154H142V153H140ZM140 154L138 156H141V157L140 158L138 157V158H139V160H140V162L142 164H145L144 161H146V162L149 161V160H147L148 158H147V156L145 154L143 156L140 155ZM174 154L176 155L175 157H174ZM27 155L28 156L30 155V156L28 157ZM47 155H50L51 158H49ZM63 155H65V156L68 155L69 156V157L67 156V158H70L69 162L66 163V161H67L66 160L63 163V161L65 159V158H62ZM101 156H104V157H101ZM123 156L120 158L122 162H124L123 160L125 159V158L122 159ZM144 156L147 159L143 158ZM149 156H151V157H149ZM237 156H238V153H237ZM27 157L28 158H32V159L29 160V159H27ZM90 157H92L91 160H90ZM96 157L99 158V161H97L98 158H96ZM244 157H245V155H244ZM47 158H49L50 160L47 159ZM138 158H135L133 160L130 159V160L131 161H135L137 159V161H139ZM141 158L144 159V161ZM162 158L163 157L161 155V159L157 160V158H156L154 161H152L153 163H150V161H149V163L147 162L148 165L151 164V166L155 162L154 165L156 167L154 165L152 166L155 169L154 168L152 169L150 167V165L149 166H145V167H149L150 169L147 168L149 170H147L145 167H143L144 165L142 166L141 164H139V166H142V167H139L135 163H140V162L135 161V163H134L135 165L133 164V162H132V164H133L134 168L136 167L135 169L133 168V170H136V171H134V172L132 171L130 173L129 171H131V170H129L127 172H129L130 174L133 173L132 175H133L134 179L139 177V178L136 179V185H138L139 181L142 182V180H144L145 178L146 179L150 178V177H148V176H151L150 173L152 175H156V177L161 176V175L169 177V175L164 174L166 170H169V171H171L172 174L173 173L175 174V172H174L175 169L173 167H172V169L170 168V169H162L161 170V168H163V166H164V164H163L164 162H162L164 160H162ZM169 158H171V155L169 156ZM33 159L37 163L33 162ZM236 159H237V157H236ZM87 160H86V162H87ZM95 160L98 163H96ZM130 160H129V163L131 165V161ZM173 160H175L176 162L175 161L173 162ZM46 161H47L48 164L46 163ZM158 161H161V164L163 166L161 164L157 163ZM79 162L81 163V165L83 167H85V163H84V165L82 164L85 161H83V162L79 161ZM99 162H100V165H99ZM182 162L180 164H182ZM28 163H31V164H28ZM76 163H78V164L76 165ZM89 163L92 164L93 166H91ZM116 163H114V165ZM156 163H157V165H159L160 169L158 168ZM73 164H75V165L73 166ZM106 164H104V167L108 168V164L109 163L107 165ZM111 164H113V163H111ZM111 164H109V166ZM186 164H187V162H186ZM41 165L42 166L46 165V167L43 166V168H42ZM97 165H98V167H97ZM123 165H125V164H122V166ZM72 166L75 167V168H72ZM100 166H102V167H100ZM111 166H113V165H111ZM118 166H119L118 169L121 167L120 168L121 170L120 171L118 170L119 174L118 173H114V172H117V171H115L117 169H114L115 167H117V165H115L114 168L112 167V169H114L113 175L114 174L115 175L118 174V176L120 178V176L122 174L121 172L124 169L122 170V166H120V165H118ZM93 167H95L96 169L93 168ZM187 167H189V166L185 165L186 169H187ZM109 168L105 169V170L106 171L109 170V173H110L111 169H109ZM130 168H127L126 170H128ZM69 169H71V171H72L71 173L73 175H75V177H76V179H74L75 181L77 180L76 181L77 183H75V185H73L75 181L71 179V178H75V177H73V175L69 173ZM137 169H139V171ZM143 169L144 170L146 169V170L143 171ZM151 169H152V172H150ZM177 169H176V172L178 171ZM76 170H78L79 172L76 171ZM126 170H124V172H126ZM140 170H142L143 172L140 171ZM157 170H159V172H161V173H159L158 176H157V174H154V173L157 172ZM189 170H187V171H189ZM74 171H75V174L73 173ZM88 171L92 172V173H90V176H91L90 178H88L89 174L87 175ZM146 171H148L149 174H147L148 176L144 177L145 176L144 172L147 173ZM169 171H168V173H169ZM135 172H137V173H135ZM79 173H81V174H79ZM138 173L140 175L136 176V175H138ZM182 173H184L183 170H182ZM97 174L98 173H96V175ZM110 174H112V173H110ZM124 174L126 176H128V178L126 177L127 180H129L131 178V183H133L132 185H134V181L135 180H133V177H131L132 175H130L128 173H127L128 175L126 173H124ZM124 174H123V176H125ZM177 174H178V172H177ZM76 175H78V176H76ZM100 175H102V174H100ZM129 175H130V178H129ZM141 175L144 177V179H142V180H140L141 178H143V177H141ZM84 176L86 178H88L85 181L86 182L89 181V182H87V185L89 184L88 186L84 185L87 188L83 187V184H84L83 181H84V178H85ZM97 176H99V175H97ZM123 176H121V177H123ZM135 176H136V178H135ZM173 176H175V175H173ZM100 177H101L100 179H102L103 176H100ZM105 177L106 176H104V178ZM115 177L111 178L109 176V180H111V181H107L106 183H108V184L105 183V185H107V186L109 185V182L112 183L111 184L112 186L115 183V186L110 188L111 190L114 189V187H118L119 186V188L122 187L121 188L122 190L125 189L124 193L129 192V191L134 192V190L135 191L137 190L140 196H143V194H140V193H144V196H145L144 187L149 183V182L148 183L145 182L147 180H145L144 183L139 184L140 186L138 185V187L136 185H134L135 186L134 190H133V188L131 189V188L128 187L129 189H131V190H129L127 187L124 188L125 187V182L124 181L126 180V178L125 179L123 178L124 180L122 182V181H120V180H122V178L119 179V178H117V176H115ZM156 177H155V179L152 178V180H156ZM97 178L99 179V177H96L95 178V182H96ZM106 178H105V180H106ZM70 179L72 180L71 181L72 184H71V182H69ZM112 180H113V182H112ZM114 180H115V182H114ZM116 180H117V182H116ZM148 180H150V179H148ZM119 181L122 182L124 185L122 183H120ZM86 182H85V184H86ZM97 182H98V180H97ZM97 182H96L95 185L99 186L100 183L98 182L99 183L98 184ZM151 182H153V181H151ZM224 182H227V184H225ZM64 183L67 184V185H65ZM78 183H80L79 184L80 186L78 185ZM129 183H130V181L128 182V184ZM91 184H93V185L91 186ZM143 184H146V185H143ZM150 184H148L147 187ZM178 184H180V182H178L177 185ZM68 185H69V187H67ZM81 185H82V187H81ZM100 185H104V184L102 183ZM158 185H156V183H154V187L156 186L157 191L161 190L159 188H162V186H163V185L161 186V184H158ZM77 186L81 187V188H78ZM141 186H143V187H141ZM152 186H153V184H151V187ZM169 186H168V189L166 188L165 191H169V189L172 190L171 186H173V184L170 187ZM83 188L85 189L86 192L82 193V191H84ZM136 188H138V189H136ZM148 188L150 189V186ZM111 190H109V191H111ZM77 191H78V193H77ZM79 191L82 194H84V195H82L80 197L81 193ZM147 191H148V189H147ZM199 191H201L202 194ZM132 192H131V194H132ZM194 192H197V193H196V195L194 197H192V194ZM76 193H77V196L74 197V195H76ZM164 194H168V193L164 192ZM85 195H86V197H85ZM144 196H143L142 200L140 199L141 201H139V203H141V205H144L145 207L147 206L146 205L147 203H148V205H149V203H151L150 204L151 206H152V204L154 205L153 200L151 202L150 198L146 199V196L145 197ZM113 197H115V196H113ZM99 198L100 199L98 201L102 200V201L99 202L100 205H101V202L103 203L104 198L103 199L101 197H99ZM144 199L146 201H143ZM85 200H83L82 202H84ZM115 200L113 199V201H115ZM134 201H136V200H134ZM155 201H156V199H155ZM157 201H158V199H157ZM105 202H106V199L104 200V203H103L104 205H106ZM109 202H112V200L110 201L108 199V202H106V203H109ZM77 203H79V202H76V204ZM95 203L97 204L98 202L96 201ZM122 203H123V201H122ZM131 203L128 202L127 204H131ZM249 203H250V205H248V208H251V206H252L251 202H249ZM189 209L192 210L191 211L192 215H191L190 212H188ZM254 211H256V210H252L250 212H254ZM187 213H190V214L188 215ZM80 223L81 222L79 221V224ZM205 225H206V227H203ZM262 237H264V235ZM256 243H257V245L254 244V246H252V245H247L246 247L244 246L241 249L240 252H238L237 254H234L231 259L227 260L223 264H264V246H262V243H263L262 239H259V241H257ZM104 244H105V247H104ZM94 249H96V250H94ZM63 252H65V253H63Z\"/></svg>", "mask_w": 264, "mask_h": 264}, {"label": "rangeland", "instance_id": "obj_2", "mask_svg": "<svg viewBox=\"0 0 264 264\" xmlns=\"http://www.w3.org/2000/svg\"><path fill=\"white\" fill-rule=\"evenodd\" d=\"M89 1H90V0H89ZM92 1H95L96 3H95V2H91V3H93V4L95 3V4H94V5L92 4V6L89 5V8H88L89 10H87V12L90 11V7H94V9L91 8V10H95V11H90V13H91V12H95V13L92 14V15H94V18H93V16H91L90 13H89L90 15H88V16L90 17V19L93 18V20H94L95 22H93V21H92V22H93V24L95 23V24L97 25V28H94V29H93V28L91 27V30H88V32H87V37H85L86 41L83 40L84 45H83L82 42H81V45H82L81 48H82V49L84 48V49H85L84 51H86V52L81 53V55L83 54L84 57L86 56V58L91 59V60H87L86 58L83 57L84 59H86L87 61H90V62L93 61L92 58H95V56H99V57H101L99 54H102V57L104 56L103 54H106V56H105L104 58H102V59H105V58L107 57V55L110 54V52L108 53V51H109V50L111 51V48H112V47H113L112 50H114V51H111V52H112L111 54L115 53V55L113 54V55L111 56L112 59H110V60H108V58H107V61H108V62L110 61V64H108V65H106L108 62L104 60V66H105V65H106V67L108 66L107 68H106V67H103V66H100L99 61H97L98 63H96V60H97V59L95 58V61H93V63H95V65H94V64H93V65L91 64V65L93 66V68H94L95 66H97L98 64H99V66H97V68L95 67L94 69L91 68L92 71L89 69V68H90V64H89L90 62H89V63L87 62V63L85 64V66H83L84 63H85V61H84V59H83L82 56H81V58L83 59L84 63H83L82 60L80 61V62H82L83 64H79V65H82L83 68H82V67H79V69H80V68L82 69L83 72H81V73H84V74H83L84 76H86L87 73H89V75L92 74L93 72L96 71V69H97L98 71H99V69L102 70L103 72L105 71V74H110L109 72H112V71H113V72H112V73H113V78L111 79V77H112V73H111L110 80H113V79L115 78V79L113 80V81H115V82H113V85H114L116 82H117V83H116V85H114V86L112 85V83H110V84L113 86V88L116 87V88L114 89L115 92H114L113 89H111V87H110L111 85H109L110 88H108V86H107V85H108V81H107V80H106L107 82L104 83V84H107L106 86H107V88H108L109 90L111 89V90L114 92V93H111V96H112L114 99H116V100H115V102H116L115 104H116V105L113 104V103H114L113 100L111 101V103H112L113 106H115L116 108L119 107V110H120V106L122 105V102H123L122 107L125 106V110H126V112H127L128 110H130V111H128L129 113H125V111L123 110L124 108H123V109L120 110L121 114H119V112H118V114L116 115L115 112L117 113V110H118V109L116 110V108H114V109H115V112H114V109H112L113 106H112V104H111L110 102H108V103H110L111 106L107 103L109 106L104 104V105H103V106H104V109H101L102 104L100 103V98H101L102 96H104V97H102V98H104L103 102H104V101L107 102V97L110 96V94H109V95H106V92L109 91V90L105 89L106 87H105L103 84L100 85V86H101V87L104 86V87H102V91L104 92V94H103V92L100 93V91H99L100 88L98 89L97 86H95V85H98V80H96V78H98V76H99V75L97 74L98 71L95 72L96 75H95V73H93L91 76H86V77H84L83 75H81V79H83V77H84V81H83V82H85V80H87V83L84 84L83 82H81V79H80V82H79L80 75L77 76V74L79 73V71H78L77 74H74V73H73L72 76H71V75L69 76V74H66V75L61 74V72L63 71L62 69H64V68H62V67H61L62 69H60V68L58 67V66H60L61 64L57 66V69H56V67H55V69H56L57 71H60V70H62V71H61L60 73H58L57 71H55V72L58 73V76H57V74H56V75H55L56 78H55V77H54V78H55V81H56V80L58 81V80L60 79V78H59L60 76H62L61 78H64V80H63V79H60V80H59V81L63 80L62 82L65 81V83H64L65 85H64V86H62V82H60L61 87H62V90H63L62 93H64V90H65L66 95H69V94H70L69 96H73V97H70V98H73V99L76 98V99H77V97H78L77 100L74 99V101H76V102H74V105L72 104V105H73V108H74V107H75V108L73 109V108H72V105L69 103V102H73L72 99H68V103L70 104V107L68 106V107H69V110H68V108H65V107H67V106H65V104L67 103V101H66L67 99H66L65 97H67V96L64 95V98H65L66 100H63L60 96H58V95H59L58 92H61V91H59V90H60V84H59V81H58V82H57V81H56V82L54 81V79H53L54 74H53V75H49V78H48V79H47V77H45L46 75H44V77H41L42 80H40V82H39L40 84H39V85L42 84L41 86H42V87L44 86L43 89H44L46 86H47V88H48L49 85H47V84H48V83H51V82L54 81L55 84H56V83L59 84V86H58V89H59V90L55 93L56 95H55V94L52 95L53 98H52L51 96H50V97H49V96H48V97L45 96V97L48 98V100H47V98H45L44 96H42V97H43V100L45 99L46 101H49V98H50V100H51L50 102L54 103L55 106H56V104H57V102H58V101H56V100H58V99H59V100L62 99V102H61V100H60L61 103H63V102L65 101V102H66V103H64V106H65V107H63V108H65V110H62V111H63L62 113L65 115V113H64V111H65V112H66V115L69 116V117L66 116L67 119L64 118V121H65V120L68 121V119L70 118V119H69L70 122L68 121L69 125H70V124H73V123H71V120L77 123V122H79V119H81L80 117L84 118V119H81V120H80L82 123H79V124L77 123L78 127H77V126L73 127L74 130H75L76 127H77L78 129H80V128H81L80 125L82 126L81 129H84L83 127L88 128V127L90 126L91 130H92L93 132H95V134L92 133V131H90V130H88L89 132H87L86 129H84L83 131H84V132L86 131L85 133H87V134H84V133L81 134V135H85V136L81 137L82 139H83L84 137H86V135L89 136V137H90L91 135H94V136H96V138H95V140H94V138H93V140L96 141V139H98V137H99V136L96 134V131L98 130V128H96V131H95L94 128H93L94 126L97 127V124H96V123H98V127H100L101 124L104 122V119H106V120L109 119L107 122H105V123L107 124V123L110 121V123H108L107 126L110 125V126L112 127V125H114V127H115V126L117 125V123L115 122V119H116V121H118V123L120 122L119 119L116 118V117H119L120 115L123 117V115H124L123 113H125L126 116H129L128 118H130V120H129V119H128V120L125 119V115H124V118H123L122 120H123V121H126V122H125V126H123V124H124L123 122H120V125L123 126V127H125L124 130L126 129V126L130 125V124L127 125L128 121H131V122L133 123V125L135 124V122H136V123H137V122H140L141 125L139 124V126H138V123L136 124L138 127H135V125H134V128H135V129L132 130L133 133H132V132H129V133H128V131H130V128H128V129H127L128 131L126 130V132H127L128 134L126 133V134L124 135L125 137H122V135L119 136V135H120V133H119V135H118L119 138H118V139L116 138L115 141H119V139H120L121 141L118 142L119 144H117V142L114 143V145H117V146H116L117 148H118L119 146H121L120 143L122 142V140H123L122 145H124V144L126 145V144H129V143H131V142L133 143V141H134V144H133V145H134V146L136 145L137 148H138V144H137V142L140 140V138H141V140H142V137H143V135L145 136V134L147 135V137L145 136L146 139H148V137H149L148 142L151 141V142H153L154 144H155L156 141H157V143H158L159 141L162 142V139H163V138H162V139H159V138H158L159 136H158V137L155 136L156 133H154V131L156 132L157 129L159 130L160 127H161L162 125L159 124V122L157 123L156 119H155V121H153V119H151V120L149 119V118H150L149 116H151L152 112H153V115H154V111H155L154 109H158V108H156L158 105H157L156 107L153 106V110L151 109L152 107L150 108L149 106H152V105H154V104H155V105H156V104H159V105H162V104H163V103L160 104V102L157 103L159 100H161V98H157V97H159L158 95H161V94H162V93L159 94L158 91H161V89H163V91H164V87L161 86L163 82L159 83L158 81H162L163 79L158 77V75H161V74H159V73H158L157 76L155 75V77H154L153 75L151 76L150 73L152 72V74H155V71H158L159 69L163 68L161 62L164 61V60H163L164 58L162 59V57H163L164 53L167 52L168 48H166L167 50H165V47H166V46L163 47L164 49L162 48V46H158V48L162 49L161 52H163L164 50H165V52H164L163 54L160 53L159 55H161V56H159L158 54H156L157 56H155V54H154V57H157V58L159 57V59L162 60V61H161V60H159V59H155V60H156L155 64H154V62H153L154 60H153V58H152V55H150V56L148 57L147 52H146V54H145V52H143V51H144L143 49L140 50V51H141L144 55H146V56H142L143 54H142L141 52H139V53L142 54L141 57H142L143 59L140 58V54L137 53V52L139 51L140 48H143V46H144V44H145V40H144V42H141V41H139L138 39H139L141 36H143L144 34H143V35H142V34L140 35V33H139L140 37H139V38L136 37V42H141V44H138V43L135 42V37L132 38V37L134 36V34H135V36H136L137 33L139 32V31L137 32L136 30L131 29L132 26L134 27L133 23H131L132 20H129L131 24L128 23V19H127V21L125 20V23L123 22L122 24H121L120 22H122V21H124V20H122V21L120 20L119 23H120L123 27H122V26L120 27V24H119V23H118V24H115V23L117 22V19H118V18H117L116 20L113 19V18H114L113 16H114L115 14H117L116 11H115V14H114L113 11H114V9H116V8H114V9L112 10V8H113V6H112V7H109V9H108L109 11L107 10V7H108V6H111L112 3L114 4L113 0L111 1L112 3L108 0L107 4H110V5H106V2H105V1H102V0H92ZM123 1H124V0H123ZM123 1H122V0H120V1H119V0H117V1L115 0V2H116V3L118 2L119 5H120V2L123 3V5H122V4L120 5V7L122 8V9H121L122 13H123L124 10H126V12L124 11V13H126L127 16H126V14L123 13V15H124V16H123V19H126V17H128L129 11H131L132 9H136V8H135L136 6H134V8H132L131 10H128V9H130L131 7L128 8V9L123 8L122 6H125V5L127 4V2H126L127 0H125V5H124V2H123ZM128 1H129V0H128ZM130 1L133 2L134 0H130ZM130 1H129V6H130V4H131V5L134 4V3H130ZM136 1H137V0H136ZM136 1H134V2H136ZM138 1H139V0H138ZM138 1H137V3H138ZM104 2H105V3H104ZM109 2H110V3H109ZM143 2H145V1H143ZM149 2H151V1H149ZM91 3H89V4H91ZM141 3H142V0H140V3H139L138 5L135 3V4L137 5V9H136L137 11H138V10L140 9V7L142 6ZM147 3H148V2H147ZM262 3H263V4H262ZM262 3H261V7H262V5L264 6V2H262ZM19 4H21V3H19ZM97 4L99 5L98 7H100V10H101V12H100V10H99L98 13H97V9H98V7L95 9V7L97 6ZM118 4H116V5H118ZM178 4H179V3H178ZM87 5H88V4H87ZM105 5H106V7H105ZM127 5H128V4H127ZM148 5H149V4H148ZM148 5H147V6H148ZM173 5H174V8H175V6H176V9L181 8V7H178L177 4H173ZM173 5L171 6V9H170L171 11H172V7H173ZM18 6H19V5H18ZM20 6H21V5H20ZM114 6H115V4H114ZM160 6H161V5H160ZM179 6H183V5L179 4ZM184 6H186V5H184ZM187 6H190V5H187ZM259 6H260V5H259ZM23 7L25 8L26 5H24ZM83 7H84V6H83ZM85 7H86V6H85ZM87 7H88V6H87ZM87 7H86V9H87ZM115 7H116V6H115ZM127 7H128V6H127ZM145 7H146V6H145ZM148 7H149V6H148ZM150 7H151V6H150ZM166 7H167V6H166ZM177 7H178V8H177ZM261 7H260V8H261ZM110 8H111V9H110ZM164 8H165V7H164ZM187 8H188V7H187ZM260 8H259V9H260ZM83 9H85V8H83ZM83 9L80 10V7H79L78 11H80V13H78V12H77V9H76V10H75V9H74V10H72V9L70 10V8H66L67 11L64 10V14L66 15L67 12L69 11V12H68L69 14H67L66 17H67V18L70 17L69 20L72 19V21H73V20H75V19L78 17V15L80 16V17H78V18H82L81 15H86L87 12L84 13V14H81V13L85 12V10L83 11ZM123 9H124V10H123ZM182 9H183V8H182ZM191 9H192V8H191ZM253 9H255L256 12H257L258 7H257V8H253ZM111 10H112V11H111ZM117 10H119V9H117ZM136 10H135V11H136ZM187 10H188V9H187ZM187 10H186V11H187ZM71 11H72V14H74V15L71 14ZM75 11H76V14H75ZM81 11H82V12H81ZM137 11H136V12H137ZM165 11H168V10H165ZM171 11H170V12H171ZM173 11H174V10H173ZM173 11H172V14H171L172 16H173ZM178 11H179V10H178ZM178 11H177V12H178ZM180 11H181V9H180ZM180 11H179V12H180ZM182 11L184 12V10H182ZM186 11H185V12H186ZM189 11H190V10H189ZM258 11H261V10H258ZM262 11H263V9H262ZM262 11H261V12H262ZM19 12H21V11L19 10ZM103 12H106V13L109 12V13H111V14H109V15H107V16H106V15L104 16V14H103V16H101V14H102ZM127 12H128V13H127ZM136 12H135V13H136ZM170 12H169V13H170ZM256 12H253V14L255 15V14H258V13H259V12H257V13H256ZM77 13H78V14H77ZM106 13H105V14H106ZM118 13H119V12H118ZM120 13H121V12H120ZM130 13H131V12H130ZM132 13H134L133 10H132ZM163 13H165V12H163ZM87 14H88V13H87ZM96 14H97V15L100 14V16H98L99 19L97 18V16H95ZM166 14H167V13H166ZM179 14H180V13H179ZM183 14H184V13H183ZM259 14L262 15L263 12H262V13H259ZM110 15H111V16L113 15L112 18H110V17H111ZM132 15L134 16L135 14H132ZM132 15H130V16H132ZM164 15H165V14H163L162 16H164ZM175 15H177V13H176ZM216 15H217V14H216ZM263 15H264V14H263ZM71 16H72V17H71ZM76 16H77V17H76ZM125 16H126V17H125ZM130 16H129V17H130ZM133 16L130 17V18L132 19ZM165 16H166V15H165ZM168 16H169V15H168ZM172 16H171L170 18H172ZM75 17H76V18H75ZM84 17H85V16H84ZM95 17H96V18H95ZM103 17H104V18H103ZM115 17H116V16H115ZM118 17H121V18H122V14H121L120 16L118 15ZM124 17H125V18H124ZM213 17H214V18H217V16H216V17L213 16ZM253 17H254V16H253ZM258 17H259V15H258ZM78 18H77L76 20H79ZM101 18H102V20H101ZM107 18H108L109 20H108ZM166 18H167V17H166ZM166 18H165V19H166ZM218 18H219V15H218ZM254 18H255V17H254ZM95 19H98V21L101 20L102 22H101V23H100V22H97V20H95ZM104 19H105L106 21H105ZM111 19H112V20H115V21H113V23L115 24V26H114L113 23H112L113 25L110 23L112 26H114L112 31H114L115 27H116L115 31L118 30L117 32L120 31V28H121V31H120V32H123V31H125L126 29H128V31H129V33H130V36H129L127 33H126V34H127V35H126V34L123 32L122 35H121V37H120V34H119V33H116V32H115V35H114V33L112 32L111 35H113L114 37H113V36H110V42H109V40H106L105 43H104V42L102 43V44H104V46H102V44L100 43V41L102 42V41H104L105 39H104V40H102V39L99 40V35L101 34V33H100L101 31H103V30L106 31L105 28H103L102 25L104 24V21L107 23L108 21L110 22ZM255 19H256V18H255ZM76 20H75V21H76ZM80 20H81V19H80ZM91 20H92V19H91ZM107 20H108V21H107ZM112 20H111V21H112ZM167 20H168V18H167ZM169 20H170V19H169ZM216 20H218V19H216ZM216 20H215V21H216ZM257 20H259V18H258ZM184 21H185L186 23L188 22V21H186V20H184ZM184 21H183V22H184ZM251 21H252V20H251ZM255 21H256V20H255ZM255 21L253 20L254 23L257 22V21L255 22ZM96 22H97V23H96ZM185 22H184V23H185ZM216 22H217V21H216ZM216 22H214L213 25H215ZM99 23H100V24H99ZM93 24H92V25H93ZM95 24H94L93 27H96ZM98 24H99V25H98ZM107 24H108V23H107ZM110 24H108V25H110ZM127 24H129V25H127ZM187 24H188L187 26L185 25L186 28L190 29V27H191V30H192L193 32H194V31L196 32V30H193V28H196V29H197V31H198V32H196L197 34H195V32H194V34H195V36H198V37L200 36L199 38L196 37V38H198L196 41L199 40L198 43H200V46H201V44L203 45V43H201L202 41H200V40H202V39L204 38V36L207 37L208 40L211 39V38L209 39V37H208V34H209V33L207 34L206 32H208V31L210 32V31L212 30V29H211V28L213 27L212 25H211V27L209 28V30H208L207 28H205V29H207V31L205 30V31L203 32V28H204V27H193V28H192L193 25H192V26H189V23H187ZM100 25H101L102 27H100ZM104 25H105V24H104ZM116 25H117V26L119 25V26L117 27ZM131 25H132V26H131ZM182 25H183V24H182ZM182 25H180L181 28L183 27ZM190 25H191V23H190ZM257 25H258V23H257ZM98 26H99L100 28H98ZM130 26H131V27H130ZM188 26H189V27H188ZM258 26H259V25H258ZM128 27H129V28H128ZM158 27H159V26H158ZM216 27H218L217 23H216ZM216 27H214V28H216ZM220 27H221V26H220ZM220 27H219V28H220ZM250 27H251V28L253 27V23H252L251 26H249V28H250ZM255 27H256V29H258L257 26H254V30H256ZM125 28H126V29H125ZM153 28H154V27H153ZM155 28H157V26H156ZM155 28H154V29H155ZM166 28H167V31H169V33H171V35H173V34H172V33H173L172 28H171L170 26H169V27L166 26ZM174 28H175V27H174ZM179 28H180V27H179ZM219 28H216V29L218 30ZM123 29H124V30H123ZM129 29H130V30H129ZM158 29H165V28H158ZM176 29H177V27H176ZM183 29H185V28H183ZM183 29H182V30H183ZM216 29H214V31H215ZM98 30H99V31H98ZM132 30H133V31H132ZM137 30H138V29H137ZM142 30H144V29H142ZM142 30H141V33H142ZM155 30H157V29H155ZM179 30H180V29H179ZM182 30H181V31H182ZM217 30H216V31H217ZM254 30H250V31L256 32V31H254ZM93 31H95V32L98 31L99 33H95V32H94L96 35L94 34L95 36H92V35H93ZM104 31L102 32V35H103V36H104ZM128 31H127V32H128ZM131 31H132V33H133L134 31H136V33L134 32V33L132 34ZM157 31H158V30H157ZM185 31H186V30H185ZM188 31L191 32L190 30H188ZM214 31L212 30L213 33H212V32H210V33H211V34H214ZM89 32H91L92 35H90ZM143 32H144V31H143ZM159 32H160V30H159ZM174 32H175V31H174ZM177 32H178V30H177ZM177 32H176V33H177ZM202 32H203V33H202ZM163 33H164V32H162L159 36H162ZM185 33H186V32H185ZM201 33H202V34H201ZM204 33H206L207 36H206V34L203 35ZM97 34H99V35H97ZM116 34H117V36H116ZM131 34H132V37H131ZM186 34H187V33H186ZM190 34H192V36L194 35L193 33H190ZM102 35H100V36H102ZM118 35H119V36H118ZM125 35H126L127 37H126ZM164 35H165V34H164ZM91 36L93 37V39L95 38V43L97 42V44L100 43L101 45L98 44V46H97L95 43H93L94 40L92 39ZM123 36H124V37H123ZM128 36H129V37H128ZM167 36H168V35H167ZM192 36H191V39H193ZM210 36H211V35H210ZM111 37H112V38H115V39H112ZM122 37H123V38H122ZM125 37H126V38H125ZM143 37L145 38V35H144ZM143 37L140 38L142 41H143V39H144ZM162 37H163V36H162ZM164 37H166V36H164ZM164 37L161 38L162 40H164V42L161 41V42H163V45H164V43L166 44L165 40H166V38H168V37H166V38H164ZM169 37H170V36H169ZM176 37H177V36H176ZM189 37H190V35L188 36V39H190ZM211 37H212V36H211ZM96 38H98L97 40H99V41H97ZM100 38H103V37H100ZM120 38H121V39H120ZM128 38H130L129 40L132 39V41H130V42H132V43L134 42L135 44H134V43H133V44L137 47V50H138V51L136 52V51H135L136 48H134V47H133L134 45H132V43H131L130 46L133 47L132 49H133L134 52H132L131 48L129 49V51L132 52V53L130 52L131 55H132V58H134L135 56H137L138 58L135 57L134 59H130V58H131V55H130V53H128V52H127L128 55L126 54V55H124V57L121 55V54H124L125 52L122 53V50L120 51V49H125L123 45L125 44V41L127 42V40H125V39H128ZM156 38H157V37H156ZM158 38H159V37H158ZM158 38H157V40H158ZM170 38H171V37H170ZM170 38H168V39H169V42H168V43H170V41H172V39L170 40ZM172 38H173V37H172ZM177 38H178V37H177ZM181 38H182V37H181ZM117 39H119V40L117 41ZM178 39H179V38H178ZM188 39H185V41L188 40ZM255 39H256V40H259V39H257V38H255ZM261 39H262V38H261ZM114 40H115V41H114ZM121 40H124V41H121ZM133 40H134V41H133ZM137 40H138V41H137ZM157 40H156V41H157ZM174 40H175V37H174ZM180 40H181V39H179V41H180ZM203 40L205 41V38H204ZM208 40H206V41H208ZM211 40H212V39H211ZM211 40L209 41L210 43H211ZM253 40H254V39H253ZM253 40H251L250 43H252ZM107 41H108V42H107ZM113 41H114L115 43H114ZM116 41H117V42H116ZM119 41H120V42H119ZM167 41H168V40H167ZM191 41L193 42V43L191 44L192 46L194 45L195 47H199L198 45L196 46V43H197V42L195 41V38H194V40H191ZM191 41H188V42H191ZM194 41H195L196 43H194ZM204 41H203V42H204ZM254 41H255V40H254ZM254 41H253V42H254ZM259 41H260V40H259ZM111 42H112L113 44H111ZM173 42H174V41H173ZM212 42H213V40H212ZM106 43H108V48H107ZM117 43H119V45H117ZM121 43H123L122 46H121ZM128 43H129V42H128ZM128 43H127V44H128ZM168 43H167V44H168ZM178 43H180V42H178ZM183 43H184V42H183ZM185 43H186V42H185ZM255 43H256V42H255ZM255 43H254V44H255ZM259 43H260V42H258V43H256V44L258 45ZM85 44H86V45H85ZM129 44H130V43H129ZM129 44H128V45H129ZM136 44H137L138 46H137ZM142 44H143V45H142ZM173 44H174V43H173ZM175 44H176V43H175ZM175 44H174V45H175ZM180 44H181V43H180ZM180 44H178V45H180ZM205 44H207V43L205 42ZM205 44H204V45H205ZM208 44H209V43H208ZM208 44H207V45H208ZM211 44H212V43H211ZM211 44H209V45L211 46ZM256 44H255L254 46H253V45H252V46H253L254 48L258 47V49H261V52H262V51H263V50H262V49H263L262 44H264L263 40H262V44H261V43L259 44V45L261 46L260 48H259V45L256 46ZM35 45H36V44H35ZM35 45H34V46H35ZM87 45H88V46H87ZM91 45H92V46L96 45V46H97V50L95 51L96 46H94V47H95V48H94V47H92ZM109 45H110V47H109ZM125 45H126V44H125ZM158 45H159V44H158ZM161 45H162V43H161ZM171 45H172V42H171ZM171 45H170V46L168 45V47H171ZM186 45H190V43H189V44H186ZM209 45H208V46H209ZM213 45H214V43H213ZM83 46H85V47H83ZM89 46H91V47L94 49L95 52L93 51V49H92L91 47L89 48ZM101 46H102V47H101ZM115 46H116V47H115ZM119 46H121V47L118 48ZM130 46H129V47H130ZM140 46H141V47H140ZM194 46H193V47H194ZM210 46H209V47H210ZM215 46H216V45H215ZM215 46H212L211 48H215ZM255 46H256V47H255ZM23 47L25 48V46H23ZM86 47H88L89 49L86 50ZM105 47H106V48H105ZM122 47H123V48H122ZM126 47H128V46L126 45ZM129 47H128V48H129ZM138 47H139V48H138ZM178 47H180V46H178ZM181 47H182V45H181ZM248 47H249V46H248ZM104 48H105V49H108V51L105 50ZM116 48L119 49V51H117ZM186 48H187V50H188V49L190 48V46H189V48L186 46ZM211 48H210V49H211ZM216 48H217V47H216ZM216 48H215V49H216ZM250 48H251V47H250ZM254 48H253V49H254ZM82 49H81V50H82ZM91 49H92V52H94L95 54H96V52H98V49H99V50L101 49V50H100L101 52H100L99 54L97 53V54L94 55V56L92 55V52H90V58H89V53H87V52H89V50H91ZM115 49H116V51H115ZM126 49H127V48H126ZM134 49H135V50H134ZM175 49H176V48H175ZM175 49L172 47V51L175 50ZM180 49H181V48H180ZM182 49L184 50V48H182ZM248 49H249V48H248ZM251 49H252V48H251ZM256 49H257V48H256ZM258 49H257V50H258ZM103 50H104L105 53H104V52L102 53ZM127 50H128V49H127ZM127 50H126V51H127ZM183 50H181V51L184 52ZM254 50H255V49H254ZM123 51H124V50H123ZM172 51H170V52L172 53ZM247 51H248V50H247ZM249 51H251V50H249ZM249 51H248V52H249ZM81 52H83V50H82ZM117 52H118V53H117ZM177 52H178V51H177ZM251 52H252V51H251ZM257 52H258V51H256V53H257ZM85 53H86V54H85ZM136 53H137V55H136ZM167 53H168V54H167ZM167 53H166V55H169V54H170L169 52H167ZM252 53H253V52H252ZM252 53H251V54H252ZM36 54H38V52H37ZM111 54H110V55H111ZM118 54H120V56H122V57H121L122 60H124V59H128V61H129V60H130V61H131V60H136V61L138 60L137 62L134 61V62L137 64V65H136L137 67H136L135 65L133 66L134 68L132 67L133 69H137L136 72H135L133 69H131L130 72L127 71V69H130V68H128L129 66H128L127 64H126L127 68H126V66L124 67V65L120 66V63H122L123 61L121 60V58H120V56H119ZM174 54H175V56H176V55H178V54H180V53L176 54V53L174 52ZM243 54H244V53H242V54L240 55V56H243L242 58H244V55H243ZM249 54H250V52H249ZM251 54H250V55H251ZM253 54L255 55V53H253ZM253 54H252L251 56H252V60L254 61L255 58H253V57H255V56H253ZM259 54H260V53H259ZM259 54H257V55H259ZM38 55H39V57H41V56H40L41 54H38ZM87 55H88V57H87ZM129 55H130V56H129ZM166 55H164V57H165ZM247 55H248V53H247ZM247 55H246V56H247ZM250 55H248V56H250ZM257 55H256V57H257ZM92 56H93V57H92ZM116 56H117V57H116ZM118 56H119V57H118ZM125 56H129V57L126 58ZM133 56H134V57H133ZM175 56H172V54H171V57H174V58H175ZM248 56H247V58H249ZM115 57H116L117 59H116ZM146 57H147V59H146ZM150 57L152 58V60L150 59ZM178 57H179V56H178ZM178 57H177V58H178ZM181 57H186V56H184V55L182 54ZM181 57H180V58H181ZM97 58H98V57H97ZM113 58H114V59H113ZM167 58H169V56H167ZM189 58H190V57H189ZM245 58H246V57H245ZM245 58H244V60L241 59L242 62H244L245 64H246L247 62H250V61H249V60H251L250 58H249L248 61H247V58H246V61H247V62H245ZM263 58H264V57H263ZM42 59H43V58H42ZM115 59H116V60H115ZM118 59H119V60H118ZM139 59H140V60H141V59H142V60H145V59H146V61H143V63H144V64H143V63H142V60L140 61ZM178 59H179V58H178ZM98 60H99V58H98ZM112 60H114L115 62L112 61ZM120 60H121V61H120ZM165 60L168 62V59H166V57H165ZM170 60H171V58H169V61H170ZM173 60H174V59H173ZM241 60H240V61H241ZM252 60H251V63L249 64L250 67L252 66V63H253ZM262 60H263V59H262ZM102 61H103V60H102ZM102 61H100V62H101L102 65H103V62H102ZM111 61H112V63L114 62V63H113L114 66H115L116 62H118L119 64H118V63H117V64L120 66V69H123V70H124V68H125V72L127 71L126 73H130L129 76H131V75L133 74V76H131V77H134V76H135V74L137 73L138 69H139V70L142 69V70H141L142 72L145 71L144 74L148 73L147 70H149V71L152 70V69H153V70H152L151 72H149L150 75H149V74H146V75H149L150 77H149V76H142V75H141L142 73L140 74L141 71H138L139 74H138V73H137V74H138L139 76L136 74V77H134V81H133V80H131V79H132L131 77H128V76H127V77H122L121 75H122L123 73L121 74V71H120L119 68H117V69H119V70H117V71H118V73H119V71H120V74H121V75L118 74V73H116V70H115V69H116V66H117V65H116L115 67H114V66L111 67V66L113 65V64L111 63ZM119 61H120V62H119ZM124 61H125V60H124ZM128 61H127V62H128ZM160 61H161V62H160ZM171 61H172V60H171ZM171 61H170V62H171ZM175 61H179V60H177V59L175 58L174 62H175ZM182 61H183V60H182ZM187 61H188V59H187ZM234 61H236V60H234ZM260 61H261V60H260ZM127 62L125 61V62H123L122 64H125V63H127ZM134 62L132 61V62H130V64H131V63L135 64ZM147 62H148V63H147ZM149 62H150V63H149ZM157 62H158V63H161V65L158 64V66H157ZM167 62H166V63L163 62L165 65L167 64V65H166L167 68L170 67V64H172L171 66H177V64L180 63V61H179V63H178V62H176V63H172L173 61H172L171 63H170V62L167 63ZM65 63H66V62H65ZM65 63H64V65H65ZM67 63H68V62H67ZM91 63H92V62H91ZM105 63H106V64H105ZM140 63H141V69H140V66L138 67V65H140ZM151 63H153V64H152L153 66H151ZM182 63H184V62H182ZM231 63H232V65H233V64L235 65L236 62H235V63L231 62ZM231 63H230V65L228 66L227 70H229V69L232 68ZM259 63H260V62H259ZM88 64H89V65H88ZM111 64H112V65H111ZM128 64H129V62H128ZM142 64H143V65H142ZM147 64H150V65L147 66ZM173 64H174V65H173ZM175 64H176V65H175ZM180 64H181V63H180ZM144 65H145V67H144ZM154 65L157 66V67H155L156 70H155V68H154ZM165 65H164V66H165ZM168 65H169V66H168ZM234 65H233V66H234ZM243 65H244V64H243ZM247 65H248V64H247ZM261 65H262V64H261ZM65 66H66V65H65ZM65 66H64V67H65ZM119 66H117V67H119ZM166 66L164 67L165 69H166ZM178 66H179V65H178ZM98 67H99V69H98ZM100 67H103V68L101 69ZM109 67H110V68H109ZM121 67H122V68H121ZM123 67H124V68H123ZM142 67H144V68H142ZM180 67H181V66H180ZM180 67H178L177 69H179ZM246 67H247V66L245 65L244 68H246ZM250 67H249V68H250ZM260 67H261V66H260ZM58 68H59V69H58ZM77 68H78V67H77ZM104 68H105L106 70H104ZM108 68H109V69L112 68V71H111V70L109 71ZM146 68H148V69L146 70ZM150 68H151V69H150ZM172 68H173V69H172ZM172 68H169V70H171V71L173 72V74H172L171 71H170L171 75H174L175 73H177V72H176L177 69L175 70V73H174V71H173V70H174V67H172ZM249 68H248V69H249ZM251 68H252V67H251ZM79 69H78V70H79ZM85 69H86V70L88 69V70L86 71ZM143 69H144V71H143ZM157 69H158V70H157ZM165 69H164V70H165ZM258 69H259V67H258ZM263 69H264V67H263ZM89 70H90V71H89ZM93 70H95V71H93ZM107 70H108V72H106ZM114 70H115V71H114ZM123 70H122V72H123ZM132 70H133V72H135V74L132 73ZM154 70H155V71H154ZM164 70H162V72H163ZM246 70H247V68H246ZM254 70H255V69H254ZM256 70H257V69H256ZM84 71H85V72H84ZM146 71H147V72H146ZM159 71H161V70H159ZM159 71H158V72H159ZM244 71H245V69H244ZM260 71H261V70H260ZM260 71H258V74L255 73L256 76L261 77V76L263 75V74L260 75V73H259ZM76 72H77V71H76ZM86 72H87V73H86ZM125 72H124V74H125ZM162 72H161V73H162ZM165 72H169V71L165 70ZM100 73H101V74H104V73H102L101 71H99V74H100ZM114 73H115V74H114ZM247 73H248V70H247L246 74H247ZM263 73H264V70H263ZM48 74H49V73H48ZM48 74H47V76H48ZM60 74H61V75H60ZM85 74H86V75H85ZM105 74H104V75H105ZM180 74H181V73H180ZM180 74H178V76H179V78L181 79V78H182V74H181V75H180ZM239 74H240V73H239ZM246 74H244V75H246ZM253 74H254V72H252L251 75H253ZM59 75H60V76H59ZM73 75H75V76H73ZM93 75H94V76H93ZM97 75H98V76H97ZM104 75H103V76H104ZM117 75H120V77L117 78V77H118ZM127 75H128V74H127ZM175 75H176V74H175ZM220 75H221V74H220ZM228 75H229V74H228ZM16 76H17V73L13 74L12 77H14V79L20 77V75H18V77H16ZM82 76H83V77H82ZM92 76H93L94 80H96V81H94V80L90 81V80H89L90 78L86 79L87 77H92ZM96 76H97V77H96ZM100 76H102V75H100ZM103 76H102V77H103ZM107 76H108V75H107ZM114 76H115V77H114ZM116 76H117V77H116ZM124 76H126V75H124ZM137 76H138V77L141 76L140 79H141L142 81H141ZM161 76H162V75H161ZM180 76H181V77H180ZM237 76H238V75H236L235 77H237ZM256 76H254V77H256ZM69 77L73 78L74 81L76 80V82L78 81L77 84H81V85L84 84V85H82V87L84 88V86H85V88L82 89V87H81V85H80L79 90H78V87H77V86H79V85H76V82H75V84H72L74 81L71 82L72 79L70 80ZM76 77H77V78L79 77V78L76 79ZM108 77H109V76H108ZM142 77H145V78H144L145 80L142 79ZM146 77H147V78H146ZM148 77H149V78H148ZM153 77H154V78H153ZM157 77L159 78V80H158ZM172 77L176 78L175 76H172ZM183 77H184V75H183ZM228 77H230V76H226V79H228L229 82L227 81L226 83H227V85H228L229 83H230L231 85H232V84L234 85V86H232V87H234V90L236 89V92H237V93H236V92L234 91V93H236V95L238 94L239 96H238V95H237V96H238L239 98H241V99H242V96H243V95L246 96V97L243 96V98H244V99H242V100L244 101V102L242 101L243 103H245V101H246L245 99H246L247 97H248L247 100L250 99L251 96H249V94H250V95H253V96L256 97V95H258V94H256V93H258L260 90L264 91V88L261 89L262 86L259 87L260 89H258L257 87H255V86H257V85H261V84H262L263 87H264V84H263V83H264V82H263V81H264V78H262V77H264V75L261 77L260 80H259V79H256V81H258V84L256 83L257 85H256V84H255V85L253 84V86L250 87V88L252 89V91H253L255 94H254L250 89H247L248 86H250V85H248V86L245 85L247 88H246V87H245V89L243 88L244 84L246 83V82H245V79H242V78H244V77H241V76H240L241 79H236L234 76H233L232 79H230V78H228ZM238 77H239V76H238ZM245 77H247V76H245ZM259 77H256V78H259ZM43 78L47 79V80L44 79V81L46 82V85L44 84L45 82L43 81ZM50 78H52L53 80H51ZM93 78H92V79H93ZM124 78H125L126 80H125ZM127 78H131L130 80L134 83V84L132 83L134 86L131 84V81H130L129 79H127ZM135 78H138V79L135 80ZM150 78H151L152 83H153V80L157 79V80H155V81H156V84H155V85H154V83H153V84L151 83V81L149 80ZM174 78H173V80H172V83H173V86H174L175 83H176V85H175L174 87H171V88H170V86H171L172 84H171V85L169 84V85H170V86H168L169 88L167 87V90L164 91V92L167 93V91H169V89H171V91L174 89L175 92H176V91L179 92V91L177 90V89H178V88H177V87H178V86H177V82H173V81H174ZM252 78H253V77H252ZM49 79L51 80V82H49ZM99 79H100V78H99ZM105 79H108V78H105ZM105 79H104V80H105ZM117 79H118V80H117ZM146 79H148V80H146ZM161 79H162V80H161ZM171 79H172V78H171ZM177 79H178V77H177ZM196 79H197V78H196ZM196 79H194V80L196 81ZM253 79L255 80V78H253ZM88 80L90 81L89 83H91L92 85H91V84H90V85L88 84ZM101 80H102V79H100V81H101ZM108 80H109V79H108ZM110 80H109V82H110ZM121 80H122V81H121ZM124 80H125V81H124ZM241 80H243L244 82L241 81ZM254 80H253V81L251 80V82H254ZM41 81L44 82V83H42ZM102 81H103V80H102ZM123 81H124V82H123ZM129 81H130V82H129ZM135 81H136V82H135ZM138 81H139V85H137ZM140 81H141V82H140ZM143 81H145V82H143ZM148 81H149V90H151V92H150L149 90H146V88L148 87V84L146 85L147 87L145 86V84H146V82H148ZM163 81H164V80H163ZM198 81H199V80H197V82H198ZM240 81H241V82H240ZM259 81H262L263 83H262V82L259 83ZM47 82H48V83H47ZM92 82H94V83L96 82V83H97V84L95 83V85H94V86H95L94 88H96V90L98 89L97 91H96L94 88H88V85H89L90 87L93 86V83H92ZM164 82H166V83H170V82H167V81H164ZM199 82H200V81H199ZM239 82H240V85H242L243 83H244V84H243L242 86H240V85L238 86V83H239ZM248 82H249V81H248ZM99 83H101V82H99ZM122 83H123V84H122ZM125 83H126V84H125ZM128 83L130 84V86H129ZM141 83H142V85H143L144 83H145V84L142 86ZM166 83H165L164 85H166ZM226 83H225V84H226ZM241 83H242V84H241ZM249 83H250V82H249ZM254 83H255V82H254ZM57 84H56V85H57ZM70 84H71L72 86H71ZM135 84H136V85H135ZM151 84H152V85H151ZM158 84H159V86H161V88H158V86H157V88H158L159 90L156 88V85H158ZM117 85H118V86H117ZM126 85H127V86H126ZM199 85H200V84H199ZM41 86H40L39 88H36V89L39 90L40 88H42ZM65 86L68 88V90H69V88L71 89V87L75 88V86H76V88L74 89V92H73V89H72V90H70V91H67V92H69V93H67V92H66L67 89H66ZM70 86H71V87H70ZM119 86H122V89H123L124 91H123V90L121 89V87H119ZM124 86H125L126 89L123 88ZM131 86H132V87H131ZM135 86H136V87H135ZM137 86H139V87H137ZM144 86H145L146 88H145ZM150 86H152V87H150ZM223 86H224V87H227L226 85H223ZM37 87H38V86H37ZM63 87H64L65 89H63ZM98 87H99V85H98ZM134 87L137 88V89H134ZM142 87H143V89H145V90H143ZM153 87H154V88H153ZM165 87H166V86H165ZM239 87H240V90H239L240 92L238 91V88H239ZM47 88H46V89H47ZM55 88H57V87H55ZM80 88L82 89V91H84V92L86 93V95L88 94V95L91 96V97L88 96V97L86 98L85 93L83 94V95H85V96L83 97V98L85 99V103L88 102L87 100H90V101H91V102L89 101V103H88V104H89L88 107L90 106V107H89V110H88V107H86V104H87V103L85 104L84 101H82V100H84V99L82 98L83 95L81 96L82 91H81ZM127 88H128V89H127ZM132 88H133V89H132ZM172 88H173V89H172ZM175 88H177V89L175 90ZM253 88H254V89H253ZM29 89L32 91V89H31L30 86L28 87V91H29ZM43 89H42V90H43ZM46 89H44L43 91H45ZM91 89H92V91H91ZM119 89H120L121 93H120V91H118V92L116 91V90H119ZM129 89H130V95H131V97H130L129 94H128ZM154 89H155V92L158 90V91H157V94H158V95H155L156 97L153 95L156 99H158V101H157L156 99H155V101H154V99L152 100V99L149 98L151 94H153V93L155 94ZM156 89H157V90H156ZM224 89H225V88H224ZM229 89H230V87H229ZM232 89H233V88H232ZM246 89H247L248 91H246ZM255 89H257V90H255ZM33 90H34V87H33ZM42 90L40 89L41 92H42ZM76 90H77V91H76ZM86 90L91 91L92 93H90V92L88 93V91L86 92ZM93 90H94V91H93ZM104 90H106V92H105ZM111 90H110V91H111ZM126 90H127L128 92H127ZM135 90H137V91H135ZM138 90H139V91H138ZM226 90H227V89H226ZM49 91H50V88H48V93H49ZM53 91H54V90H53ZM79 91L81 92V94H80ZM98 91H99V92H98ZM125 91H126V93H125ZM134 91H135V93H134ZM142 91H143V92H142ZM144 91H146L148 94H147L146 92H144ZM148 91H149V92H148ZM174 91H173L172 94H174ZM244 91L246 92L247 95L244 93ZM255 91H256V92H255ZM29 92H30V91H29ZM32 92H33V91H32ZM35 92H37V91H35ZM50 92H51V91H50ZM77 92H78V93H77ZM97 92H98V95H100V97H99L98 95H95ZM152 92H153V93H152ZM161 92H162V91H161ZM229 92H230V91H229ZM247 92H248L249 94H248ZM38 93H39V92H38ZM45 93H46V92H45ZM65 93H64V94H65ZM71 93H72L73 95H71ZM93 93H95V94H94L95 96H98L99 100H98V99H97V101H95V100H91V99H96L95 97L93 98ZM119 93H120V94H119ZM143 93H144V94H143ZM145 93H146V94H145ZM166 93H164L163 95H165ZM168 93L171 94L170 92H168ZM168 93H167V94H168ZM232 93H233V92H232ZM232 93H231V94L228 93V95L230 96V95H232ZM234 93H233V94H234ZM239 93H240V94H239ZM252 93H253V94H252ZM0 94H1V93H0ZM28 94H29V93H28ZM51 94H52V93H51ZM74 94H75V95H74ZM77 94H78L79 96H78ZM107 94H108V93H107ZM114 94H115V95H118V94H119V98H118L117 96H115V97H116V98H115V97L113 96ZM122 94H123V95H122ZM127 94H128V95H127ZM133 94H134V95H133ZM136 94H139L140 97H139V96L137 97ZM177 94H178V93H177ZM262 94H263V92H261V94H260V92H259V95H260V96H264V95H262ZM33 95H34V94H33ZM33 95H32V93H31V95H27L25 98H27V99H28V98H29V99L31 98V99H32V100H30V102H28V103H31V105L29 104V105H30L29 107L32 108V102H33L34 105L36 104V105H35V109H37L38 107L41 106V109H42V110H41V109H40V110L38 109V110H39V113H40V111H43V110H44L43 105H44L45 103L43 104V103H42V102H43L42 100H41L42 102H39V101H38L39 103L37 102V100H40V99H38L39 96L36 98V101H34L33 99L35 98V96H33ZM38 95H40V98H41V95H44V94H43V92H42V93H39ZM45 95H49V94H45ZM124 95H125L127 98L124 97ZM143 95H144L145 97H144ZM163 95H162L161 97H163ZM228 95H227V97H225V99L228 98V100H229V99L231 98V99H232V100L230 99V100H231V101H230L231 103H232V102H235V103H236V100H237V102H238V99H239L238 97H237V98H238V99H237L236 96H234V97H233V96H230V97H229ZM1 96H3V95L1 94ZM1 96H0V98H2ZM31 96H32V97H31ZM55 96H56V97L58 96V99H56ZM61 96H62V95H61ZM69 96H68V97H69ZM75 96H76V97H75ZM106 96H107V97H106ZM111 96H110V97H111ZM122 96H123L124 98H121ZM132 96H134V97H132ZM200 96H202V95H199V97H200ZM253 96H252L251 98H254ZM260 96L257 97V98H260V99L257 101V103H258V104H259V103H262L261 105L264 106V101H263L264 99L262 100V99H261L262 97H260ZM33 97H34V98H33ZM54 97H55V98H54ZM62 97H63V96H62ZM105 97H106V98H105ZM151 97H152V95H151ZM154 97H153V98H154ZM232 97H233V98H232ZM51 98L54 99V102L52 101ZM79 98H80V101H79ZM81 98H82V99H81ZM88 98H89V99H88ZM113 98H112V99H113ZM125 98H126L127 100H128V99H129V100L126 101ZM133 98H134V99H133ZM136 98H137V99L140 98V101H139V99L137 100ZM145 98H146L147 101L150 102V103H148V102L145 100ZM201 98H203V97H201ZM221 98H222V97H221ZM257 98H255V100H256ZM263 98H264V97H263ZM27 99H26V100H27ZM105 99H106V100H105ZM110 99H111V98H110ZM110 99L108 98V101H110ZM119 99H120V100H121V99H122V100L124 99V100H123V101H122V100L120 101ZM131 99H133L134 101L131 100ZM135 99H136V100H135ZM143 99L145 100V102H147V103H146L147 105L149 104L148 107H146L147 105L145 104V102H144ZM165 99H167V97H166ZM198 99H200V98H198ZM203 99H204V98H203ZM212 99H213V98H212ZM225 99H223V100H221V99H217V100L225 101ZM241 99H240L239 101H241ZM45 100H44V101H45ZM69 100H70V101H69ZM118 100L121 102V104H120V102H118ZM130 100H131V102H130ZM142 100H143V101H142ZM151 100H152V101H151ZM214 100H216V99H214ZM228 100H227V102H222V103H223V106H222V104H221V106H220V104H219V106H220V110H221V108H222V110L224 109V111L221 110L222 112L227 111V112H225V115L227 114L226 116L224 115V113L221 115L225 120H226V117H227V120H226L225 122H224L223 120L221 121V119H220V121L217 122L218 118L215 119V118L217 117V114H215V115H216V116H214L215 118L212 117V118H214L215 120H214V121H213V119H212V120H209V121H208V124H209V125L206 124L207 122H206V123L204 122L206 125H204V123H203L202 121H201V122H202L203 124H201V122L199 123L200 118L203 117L202 115H199V113L201 114L200 111H201V110H204L203 108H201L200 111L198 110L199 113L197 112V109H196V112H195V114L198 113V114H196V115L199 116L200 118H199V117L196 118L197 116L194 114V116H195V117H194L195 122L193 123L192 120H194V119H192V120H191L192 124H191L190 121H187V120H186V121L188 122V123H186V124H191V125H190L191 130H193V129H192L193 127L196 128L197 126L200 127V126H203V125H204V126H205L204 131H205V130L208 131V130L210 129L209 132H208V134L212 131L211 136H212L213 138H217V137H218V136H217V135H218V132H220V131L222 132V130H220V129H223V130H224V128L221 127V126H223L225 123H228L229 121L232 122L233 117H230V116H229L230 120H228V119H229V118H228V115H230L231 112H232V116H235V114H239V115H236L235 118H237V117H240V118H241V116L243 115V117H242L243 119H242V120L240 119L239 122L245 121V120L247 119V122H248L249 127H247L248 125H246L245 122H244V124L246 125V126L244 125V126H245V129L241 127L242 131L240 130V131H241V132H240V131H238V129H240L239 126L242 125V123H240V125H239V124H236V122L238 123V120H239V119H238V120H237V119L233 120V121H234V125H236L235 127L232 125L233 123L231 124L232 126H230L229 123H228L229 126H228V124L226 125V126H227V128H226L227 131H226V132H227L228 134L231 133L229 139H230V138L233 139L234 137H236V138H237V137H238V138H241V136H242V138H244V141H241L242 139H236V138H235L236 140H239L238 143H239V142H240V143L243 142V143H245V144L247 143V145H248L249 142H251V143L255 142V143H258L260 146H263V145H264V141H263V140H264V138H263L264 136H263L262 134H259V133L257 132L258 135H256V136H259V135H262V136H263V137H262L263 139L261 138L260 140L257 139V137L254 138V137L251 136L252 134L256 133V130L253 131L254 128H255V129L257 128V130H259V129H261V128L264 129V125L262 124V123L264 122V120H263V118H261V117H264V115H263V113H262V112H264V110L262 109V106L259 104V105H258V109H257V107H256V106H257V103L254 102V101H255L254 99H253L254 101H253V100H251V101H253L252 104H256V106H255V108H256L255 111H254V108L252 107L253 105H250V104H251V103H250V102H251L250 100L247 101V108H245L246 103H245L244 105H240V106L237 105L238 103H237V104H234V103H233L236 107L238 106L237 109L239 108L240 111H241V109H242L243 106H244V109H243L244 111L242 110V111H243V114L240 116V114L242 113V111H241V112H240L239 110H238V111H235V110H237L236 108H234L233 111H232L231 109H232L233 107H235V106L231 107V105H233V104H231L230 102H229V103H230L231 105H230V104H226V103H228ZM233 100H235V101H233ZM46 101H45V102H46ZM55 101H56V102H55ZM81 101H82V102H81ZM98 101H99V104H101V105H98V107L101 106L100 109L97 107V103H98ZM101 101H102V100H101ZM136 101H138V102H136ZM141 101H142V102H141ZM153 101H154V102H153ZM156 101H157V102H156ZM193 101H194V100H193ZM195 101H196V99H195ZM202 101H203V100H201V103L204 102V101H203V102H202ZM207 101H208V99H207ZM207 101H206V102H207ZM26 102H27V101H26ZM34 102H35V103H34ZM60 102H58V103H60ZM77 102H78V104H77ZM79 102L82 103V104H80ZM127 102H128V104L126 105L125 103H127ZM129 102H130V103H129ZM135 102H136L137 105H138V109H137V106H136V103H135ZM214 102H215V101H214ZM242 102H239V103L242 104ZM37 103H38V104H37ZM40 103H41V105L39 106ZM55 103H56V104H55ZM75 103H76L77 106H75ZM83 103H84V104H83ZM117 103L120 104V106H119ZM138 103H139V104H138ZM141 103H143L144 105L141 104ZM151 103H152V105H151ZM195 103H196V102H195ZM195 103H194V105H195ZM198 103H199V102H198ZM198 103H197L196 105H198ZM211 103H212V101L209 102V103L207 102L208 105L211 104ZM218 103H220V102H218ZM224 103H225L226 105H230V106H229V107L227 106L228 108H226V105H224ZM42 104H43V105H42ZM48 104H49V103H47V105H48ZM69 104H68V105H69ZM130 104H131V106H130ZM164 104H165V103H164ZM164 104H163V105H164ZM188 104H189V103H188ZM207 104H206V106H207ZM214 104H216V102H215ZM45 105H46V104H45ZM47 105H46V106H47ZM58 105H59V107H60V105H61V109H62V104H58ZM94 105H95V106H94ZM133 105H134V107H133ZM139 105H140L141 107H140ZM190 105H191V104H190ZM190 105H188V106L190 107ZM192 105H193V103H192ZM212 105H213V104H212ZM212 105H211V106H212ZM216 105H217V104H216ZM216 105H215V106H216ZM27 106H28V104H27ZM36 106H38V107H36ZM84 106H85V107H84ZM105 106H106V107H105ZM129 106H130V107H129ZM142 106H143V107H142ZM167 106H168V105H167ZM167 106H166V107H167ZM219 106L217 105V108H216L215 111H214L215 108H214L213 106H212V108H214V109H213L214 113H217L216 111H219V115H220L221 112H220V110L218 109ZM33 107H34V106H33ZM44 107H45V106H44ZM78 107H79V109H78ZM80 107H84V108L81 109ZM108 107H109V108L111 107L112 111L109 110V111H110V112H109V111H108V109H109ZM122 107H121V108H122ZM127 107H128V108H127ZM131 107H132L133 109H137V111H136V110L134 111ZM139 107H140V108H139ZM163 107H165V106H163ZM174 107H175V106H174ZM185 107H186V106L183 105V108H184V109H185ZM197 107H198V106H197ZM201 107H203V105H202ZM204 107H205V106H204ZM208 107L210 108V106H208ZM230 107H231V109H229ZM240 107H241V109H240ZM25 108H26V107H24V110H25ZM46 108H47V107H46ZM46 108H45V110H46ZM55 108H56L57 111H59V109H60V108L58 109L57 106H56ZM85 108H86V110H84V112H87V113H88V116H89V115H90V116L92 115V116H94V117L96 118V114L99 113V115H98L99 117H97L96 119H97V120H98V119L100 120V122H101L100 125H99V122H98L99 120H98V121L94 120V121H90V122H89V120L91 119V117H87V116H86L87 113L84 114L83 112H81V111H83V109H85ZM105 108H106V109H105ZM141 108H142V109L144 108V109L142 110V112H141V114H143V117H141L142 115L140 116V113L137 114L138 112L141 111ZM146 108H148V109H146ZM169 108H170V107H169ZM177 108H180V105H179V107H177ZM190 108H192V107H190ZM190 108H188V109H190ZM195 108H196V107H193V109H195ZM205 108H207V107H205ZM209 108H208V109H209ZM26 109H27V108H26ZM70 109H71V110L73 109V110L71 111ZM75 109H77L76 111H79V112H75V111H74ZM131 109H132L133 111H132ZM139 109H140V110H139ZM159 109H161V108H159ZM193 109H192V110H193ZM208 109H206V110L208 111ZM217 109H218V110H217ZM245 109H246V110H245ZM27 110H30V108H28ZM27 110H26V111H27ZM87 110H88V111H87ZM105 110H106V111H105ZM119 110H118V111H119ZM145 110L149 111V113L146 111L147 114H150L151 110H152V112H151L150 115H147V114H145V113H146ZM165 110H167V109H165ZM209 110H211V109H209ZM228 110H229V111L231 110V111L229 112V114H228ZM257 110H261V111H262V112H261V111H258V112H261L262 114H259V113L257 112V113L260 115V117H258L259 115H258L257 113H256V114H257L258 116L255 115V112H256ZM26 111H25V113H26ZM34 111H35V110H34ZM36 111H37V110H36ZM57 111H55V113H56ZM107 111L109 112V115H108V112H107ZM123 111H124V112H123ZM159 111L162 112V110H159ZM159 111H158V112H159ZM182 111L184 112V110H182ZM190 111H191V110H190ZM194 111H195V110H194ZM194 111H193V112H194ZM246 111H247V112L249 111L248 113H251V114H247ZM253 111H254V112H253ZM28 112H29V111H28ZM31 112H32V110H31ZM60 112H61V111H60ZM60 112H59V113H60ZM80 112H81V113H80ZM122 112H123V113H122ZM135 112H136V114H137V117L140 116L138 119H137V117H136ZM143 112H145V113H143ZM167 112H168V111H167ZM167 112H165L166 114H165V115H162L163 117H162L161 119H159V120H162V121H163V119H164V121H165V120L167 121V120H168V115H169ZM202 112H203V111H202ZM205 112H206V111H205ZM208 112H210V111H208ZM233 112H236V113L233 114ZM239 112H240V113H239ZM37 113H38V112H37ZM39 113H38V114H39ZM41 113L44 114V113H46V111L41 112ZM62 113L60 114L61 116H63ZM75 113H76V114L79 113V117H78L77 115H75ZM130 113H131V114H130ZM133 113H134L135 115H134ZM191 113H192V112H191ZM210 113H211V112H210ZM253 113H254V115H253ZM72 114L75 115V118H76V116H77V118H79V119L77 120V118H76V120H77V121H76L75 118H74V116H73ZM80 114H84L85 116H84V115H80ZM105 114H107L106 116H108V117L105 116V118H104L103 115H105ZM132 114H133V115H132ZM162 114H164V112H163ZM167 114H168V115H167ZM33 115H35V116H40V115H41V116H42V114L36 115V112H35V114H34V112H33ZM57 115H58V114H57ZM100 115H101L102 117H101ZM110 115H111V116H110ZM115 115H116V116H115ZM118 115H119V116H118ZM138 115H139V116H138ZM153 115H152V116H153ZM157 115H159V114H157ZM203 115H204V114H203ZM211 115H212V114H211ZM223 115H224V116H223ZM58 116H59V115H58ZM58 116H55V117H58ZM61 116H60V117H61ZM114 116H115V117H114ZM121 116H120V120H121V118H122ZM132 116H135L136 119H137L138 121L135 120V122H133V120L135 119V117H132ZM144 116H145V117H144ZM146 116H148V119H149L152 123H150L149 120L146 119ZM164 116H165V117H164ZM191 116L193 117L192 114H191ZM207 116H208V119H209V116H210V115L206 114V116H205L206 119H207ZM221 116H220V117H221ZM255 116H257V118H256ZM33 117H34V116H33ZM43 117H45V116L43 115ZM55 117H54V118H55ZM64 117H65V116H64ZM85 117L87 118L88 121L85 119ZM156 117H158V116H156ZM210 117H211V116H210ZM254 117H255L257 120H259V119L261 120V119H262L263 122H262V121H261L262 123L259 122V121L257 122V120H256V122H255V118H254ZM35 118H36V117H35ZM39 118H40V117H39ZM52 118H53V117H51V119H52ZM95 118H94V119H95ZM114 118H115V119H114ZM126 118H127V117H126ZM133 118H134V119H133ZM141 118H142V119H141ZM144 118H145L146 120H145ZM153 118H154V117H153ZM166 118H167V119H166ZM203 118H204V117H203ZM258 118H259V119H258ZM37 119H38V117H37ZM58 119H60V118H58ZM124 119H125V120H124ZM131 119H132V120H131ZM198 119H199V120H198ZM206 119H205V120H206ZM35 120H36V119H35ZM54 120H55V119H54ZM56 120H57V119H56ZM56 120H55V122H56ZM61 120H62V117H61ZM83 120H85V121H83ZM91 120H93V118H92ZM122 120H121V121H122ZM139 120H140V121H139ZM157 120H158V119H157ZM236 120H237V121H236ZM51 121H52V120H51ZM86 121H87V124H90V123L92 124L93 122H95V125H94V123H93L94 126H92L91 124L86 126V124L84 123V122H86ZM145 121H148V122H149V125H148V122H145ZM162 121H161V122H162ZM166 121L164 122V123H165V124H164L165 126H166L167 123H168V122H166ZM168 121H169V120H168ZM186 121H185V122H186ZM206 121H207V120H206ZM235 121H236V122H235ZM52 122H53V121H52ZM88 122H89V123H88ZM131 122H130V123H131ZM154 122H156V123H154ZM212 122H213V124H212ZM215 122H217V123H215ZM219 122H222V124L224 123L223 125L220 126L221 128L218 127V128H220V129H217L216 131H215L214 129L212 130L213 126H211V125H214V124H215L214 126L216 127L217 124H218V126H219V125H220ZM231 122H230V123H231ZM61 123H63V125H61V126H63V128L60 127V124H61ZM61 123L59 124V122H58V124H59V128H62V130H63V131H62V130L60 129L62 132H61L60 130L58 131L59 128L56 129V127L58 126L57 123H55V124H57V126L55 127V129H53V130H57V131H54V134H55V132H57L58 134L56 133L55 136H57L58 138H59V135H60L61 133H62V134H61V137H62L63 134H65V135L67 134L66 132L64 133V130H66L67 127H68L67 130H66L67 132H68V129H71V128H69L70 126L68 125L67 122L64 123L63 120H62ZM105 123L102 124V125H104V127H103V126H102V128L100 127V128H99L100 130H98L97 133H98V132H99V133L101 132V133H100V134H101V135H100V138H101L102 135H104V136H102V140L100 141V143H102V144L104 143L105 146H108L107 144H108V143L110 144V142L107 143L106 141H110L109 139L113 137L112 134H110V133H111V132H114L116 129H115L114 127L111 128V127L109 126V129H110V130H113V131H109V132H107V134L109 133L111 136H110L109 134L106 135V133H104V130H106V129L102 130L103 128H105ZM122 123H123V124H122ZM142 123H143V125H142ZM258 123H259L260 127H259V125H257ZM260 123H261V124H260ZM66 124L68 125L67 127L64 126V125H66ZM83 124H85V126H84ZM111 124H112V125H111ZM150 124H151V125H150ZM152 124H153V125H152ZM162 124H163V123H162ZM73 125H75V123H74ZM118 125H119V124H118ZM133 125H131L130 127H133ZM184 125H185V124H184ZM207 125H208V126H207ZM238 125H239V126H238ZM254 125H255V127H254ZM256 125H257V126H256ZM53 126H55V125H53ZM71 126H72V125H71ZM141 126H142V127H141ZM145 126H146L147 128H146ZM149 126H150V128H149ZM157 126H158V128H157ZM206 126H207V127H206ZM210 126H211V127H210ZM237 126H238V128H236ZM242 126H243V125H242ZM261 126H263V127H261ZM128 127H129V126H128ZM153 127H154V128H153ZM155 127H156L157 129H156ZM183 127H184V126H183ZM224 127H225V126H224ZM228 127H229L230 129H231V127H232V130H233L234 132H232V130H230ZM258 127H259V129H258ZM90 128H88V129H90ZM92 128H93V129H92ZM113 128H114V129H113ZM119 128H121V127H119ZM137 128H138V129H137ZM140 128H141V129H144L143 132H145V134L142 133L141 131H139V130H141ZM145 128L147 129L146 131H145ZM202 128H203V127H202ZM202 128H200V130H201ZM206 128H207L208 130H207ZM247 128H248V130L251 128V129H252V132L248 131ZM132 129H133V128H132ZM136 129H137V130H136ZM148 129H150V130H148ZM152 129H154V130L152 131ZM155 129H156V130H155ZM161 129L163 130V126L161 127ZM182 129H183V128H182ZM187 129H188V128H187ZM198 129H199V128H198ZM198 129H197V130H198ZM228 129H229V130H228ZM243 129H244L245 131L247 130L246 133L244 132ZM251 129H250V130H251ZM262 129L260 130L261 132L263 131ZM74 130H73V131H74ZM107 130H108V127H107ZM117 130H119V129H117ZM162 130H159V131L163 132L164 130H163V131H162ZM191 130H190V131H191ZM197 130H196V131H197ZM78 131H80V133L82 132L81 130H78ZM78 131L76 130V133H78V134L75 133L76 136L80 134ZM102 131H103V132H102ZM119 131H120V130H119ZM136 131H137V132H136ZM149 131H151V132H153V133L155 134L154 136L152 135V136L155 138V140H153V139L150 140V139H151V138H150L151 135L149 136V134H151V133H149ZM184 131H185V127H184ZM186 131H187V130H186ZM52 132H53V131H52ZM52 132H51V134H52ZM69 132H72V131L69 130ZM74 132H75V131H74ZM74 132H73V133H74ZM140 132H141L143 135H141ZM161 132H157V133H158L157 135H161ZM164 132H165V131H164ZM192 132H193L194 136L192 135V137H190V138H193V137L196 138L195 140H194V138H193V140H194V142H195L194 144H196V145H200V144H201V145H200V148H202L203 145L207 144V143L204 144V142H202L200 139L197 141L198 136L196 137L194 131H192ZM197 132H198V131H197ZM214 132H216L217 135H216V133H214ZM221 132H220L219 135L222 134ZM249 132H250V133H249ZM59 133H60V134H59ZM88 133H92V134H88ZM102 133H104V134H102ZM121 133H122V132H121ZM131 133H132V134H131ZM135 133H136V134L140 133V134H138V135H136V136H138V137L141 136V137L138 138L137 141H135L136 138H134V137H136V136H133ZM147 133H149V134H147ZM170 133H171V132H170ZM181 133H182V134H181ZM184 133H186V132H184ZM198 133H199V132H198ZM201 133H204L203 130L200 132V134H201ZM206 133H207V132H206ZM206 133H205V134H206ZM224 133H225V132H224ZM49 134H50V132H49ZM51 134H50V135H51ZM70 134H71V133H69L68 136H71ZM122 134H123V133H122ZM172 134H173V132H172ZM180 134H181V135H180ZM190 134H192V133H190ZM196 134H197V133H196ZM208 134H206V135H208ZM232 134L235 135V136H234V137H231V136H233ZM243 134H245V136H244ZM263 134H264V133H263ZM73 135H74V134H73ZM81 135H80V136H81ZM105 135H106L107 137H106ZM116 135H117V134H116ZM116 135H115V136H116ZM127 135H128V136H127ZM165 135H166V134H165ZM168 135H169V134H168ZM178 135H180V136L183 135L182 130H180V132H179ZM185 135H186V134H185ZM206 135H205V137H206ZM209 135H210V134H209ZM215 135H216L217 137H216ZM52 136H53V134H52ZM109 136H110V138H109ZM131 136H132V137H131ZM169 136L171 137V138H170L171 141H174V138L172 137L173 135H172V136L169 135ZM188 136H190V135H188ZM221 136L223 137V135H221ZM249 136H251V137H249ZM50 137H51V136H50ZM65 137H66V136H65ZM121 137H122V138H121ZM153 137H152V138H153ZM161 137H162V136H161ZM175 137H177V136H175ZM184 137H185V136H184ZM184 137H183V138H184ZM199 137H200V135H199ZM203 137H204V134H203ZM205 137H204V138H205ZM212 137H211V138H212ZM225 137H226V136H225ZM259 137H260V136H259ZM53 138H54V136L52 137V139H53ZM70 138L72 139L73 136H71ZM74 138H75V137H74ZM74 138H73V140H74ZM79 138H80V137L77 136V138H75V139H76V140H77V139H78V140H81V139H79ZM100 138H99V139H100ZM106 138H108V139L106 140ZM127 138H129L128 140H129V141L131 140V141L129 142V141L127 140ZM156 138H158L159 140H158V139L156 140ZM168 138H169V137H168ZM185 138H187V136H186ZM185 138H184V139H185ZM64 139H66V138H64ZM85 139H86V138H85ZM85 139H84V140H85ZM113 139H114V137H113ZM124 139H125V140H124ZM133 139H134V140H133ZM144 139H145V138H144ZM144 139H143V141H145ZM178 139H179V138L177 137L176 140L178 141ZM184 139H182V142H184V141H183ZM205 139H207V137H206ZM208 139H209V141H211L210 138H208ZM208 139H207V140H208ZM224 139H225V138H224ZM227 139H228V137H227ZM227 139H226V140H227ZM229 139H228V142H229ZM232 139H231V140H232ZM235 139H233V140H235ZM66 140H69V142H68V145H69V143H70L71 140L68 139V138H67ZM78 140H77V142H79ZM93 140H92V141H93ZM103 140H106V141H103ZM149 140H150V141H149ZM166 140H167V139H166ZM176 140H175V143H176ZM180 140H181V139H180ZM202 140H204V139H202ZM217 140H218V139H217ZM220 140H221V139H220ZM222 140H223V139H222ZM233 140H232V142H234ZM246 140H247L248 142H247ZM54 141L56 142L55 139H53L52 142H54ZM62 141H63V140H62ZM85 141H88V140H85ZM85 141H82V140H81L80 143H79V145H78V144L76 143V141L74 140V143H75V146H76V147H77V145H78V147H79L80 145H81L80 147H82V148H79V150L81 149L82 152H79V150H78V148H77L78 152H79L80 154H83V155H82V156H83L82 158H86V157H87L86 155H88V154H86V155L84 156V153H86V152H85L86 149H90L89 146H90V147H93V149H94V147H97V148L99 149L98 144L101 145V144L98 142V140L96 141L98 144H96V142H94V141H93V142H94L95 144L92 143V142L90 141V142L92 143L93 146H91L90 144H89V145L86 144ZM115 141H113V142H115ZM124 141H125V142H124ZM127 141H128V142H127ZM190 141L192 142V140H190ZM65 142H67V141H65ZM65 142H64V143H65ZM82 142H83V143H82ZM148 142H147V143H148ZM169 142H170V140H169ZM182 142L180 141L179 144H181ZM207 142H208V141H207ZM223 142H224V141H223ZM56 143H57V142H56ZM60 143H61V142H60ZM60 143H59V144H60ZM71 143L73 144V142H71ZM132 143H131L130 145H132ZM135 143H136V144H135ZM140 143L142 144L141 141L139 142V144H140ZM143 143H144V142H143ZM147 143H144V144H146L147 146L151 145V147H149L150 150H148V147H146V145L144 146V144H143V148L146 149V151H145V150L140 151V150H138V149H140V148L143 149V148L141 147V145H139L140 147L137 149L139 152H137L136 149L133 150V153L131 154V157H132V158L129 157L130 154L128 155V158H130L131 160H133V159H135V158H138V157L140 158L141 156H138L140 153H142V154H140V155H142V156H143L144 154L147 156L148 153H150L151 150L153 151V153L151 152V154H149V155H152V156H153V155H154V151H156V150H158V149L160 150V147H164L162 143H158V144H161V145H162V146H159V148H158V146L156 147V145H158V144H156V145L153 147L154 144H151V143L147 144ZM186 143H187V142H185V144H186ZM208 143H209V142H208ZM224 143H225V142H224ZM224 143H223V144H224ZM236 143H237V142H236ZM104 144L101 145L100 147L104 146ZM112 144H113V143L111 142L110 145H112ZM164 144H166V142H165ZM172 144H174V142H173ZM190 144L192 145L193 142L190 143ZM190 144H189V146H190ZM225 144L227 145V143H225ZM228 144H229V143H228ZM231 144H232V143H231ZM253 144H254V143H253ZM253 144H252V145H253ZM57 145H58V144H57ZM68 145H67V146H68ZM83 145H86V147L83 146ZM94 145H95V146H94ZM96 145H97V146H96ZM114 145H113V146H114ZM168 145H169V144L167 143V144H166V148H167L166 150H167V151H168V147H167ZM183 145H184V144H183ZM196 145H195V146H196ZM226 145H225V146H226ZM232 145H233V144H232ZM249 145H250V143H249ZM254 145H255V144H254ZM259 145H257V146H259ZM65 146H66V143H65L64 147H65ZM73 146H74V145H73ZM75 146H74V147H75ZM105 146H104V147H105ZM127 146H128V145H126V148H125V146H122V149L124 148V151H125V152H124L123 150H122L123 152H122L121 150H119V151H121V153H123L122 155H120L121 157L124 155V156L127 158V156H126V155H127L126 152H127V150L129 151V149H128L129 147H127ZM134 146H133V148H135ZM175 146H177V145H175ZM184 146H185V145H184ZM189 146H188V145H187V147L185 146V147H186V150H187V149H190ZM233 146H234V145H233ZM233 146H229V147H231L232 155L230 156V155L228 154L229 156H227V154H225L226 157H227V164H226V166H229V165L231 164V165H230V167H231L232 165H234V164H236V163L244 164V163H247V162H249V161H250V162H253V161H257V162H258V161H259V160H257V159H258V158H257V155H255V154L250 155L248 152H247V153H248L249 155L246 154V153L244 154L242 151H241V153H240V151H236V154H233V152H234V151H233V150H234V147H233ZM235 146H236V145H235ZM238 146H239L240 148H242V145L240 146V144H238ZM244 146H245V145H244ZM54 147H55V148H56V147L59 148V145H58V146H54ZM69 147H70V146H69ZM110 147H111V146H110ZM114 147H115V146H114ZM177 147H179V146H177ZM188 147H189V148H188ZM253 147H254V146H253ZM253 147H252V148H253ZM34 148H35V147H33V149H34ZM50 148L52 149L53 146L50 147ZM50 148H48V150H44L43 152H46V151H47V152H53V154H54V152H55V153L57 152V153H56V154H57L56 156L59 155L58 149L54 151V148H53V150H51ZM65 148H66V147H65ZM83 148H85V150H84ZM97 148H96V149H97ZM133 148H132V149H133ZM164 148H165V147H164ZM169 148H170V147H169ZM183 148H184V147H182V149H183ZM196 148L199 149L198 146H196ZM226 148H227V147H226ZM240 148H238V149H240ZM248 148H249V147H248ZM250 148H251V146H250ZM250 148H249V149H250ZM256 148H257V147H256ZM259 148H260V147H258V149H259ZM100 149H103V150H99V151H101V152H100L101 154H104V153L106 154V152L108 151L107 148H106L105 150H104V148H100ZM112 149H113V148H112ZM115 149H116V148H115ZM118 149H121V148H118ZM130 149H131V148H130ZM182 149H181L182 153L186 152L185 150H182ZM228 149H229V148H228ZM261 149L263 150L264 147L261 148ZM67 150H68V149L66 148V151H65L66 153H67ZM81 150H80V151H81ZM106 150H107V151H106ZM147 150H148L149 152H148ZM162 150L165 151V149H163V148H162ZM170 150H173V149L170 148ZM170 150H169V151H170ZM175 150H176V149H175ZM175 150H174V151H175ZM179 150H180V149H179ZM191 150H192V149H191ZM221 150H222V152H224V151H223V150H225L224 145H222ZM226 150H227V149H226ZM240 150H241V149H240ZM245 150H246V147H245ZM256 150H257V149H256ZM86 151H87V153H88L89 150H86ZM91 151H92V148H91ZM109 151H110V150H109ZM109 151H108V152H109ZM114 151H116V150H114ZM114 151H113V150L110 151V152H112V153H111L112 155H111V154H110V156H108V155L106 156V155H105V157L108 158V159H109V157H110L111 161H113V160H114V161H115V160H118L117 158H118L119 156L116 157V159H114L113 157L111 158V156H114V155H113V154H114ZM134 151L137 152V153L134 154ZM144 151H145L146 153H145ZM163 151H158V153H162V154H159V155H156L157 153H155V155H156L157 157L154 156V157H155L154 160H155L156 158H157V160L161 159V155H162V157H163L162 160H164V161H162V160H161V161L164 162V163H163L164 166L161 164V161H158V162H157V163H159V164H161V165L163 166V168H161V170H162V169H170V168L172 169V167H173V168L175 169V171H174L175 174H174V173L172 174L171 171L166 170L165 173H164V172H163V173L166 174V175H169V177H168V176H164V175H163V176H162V175H161V176H158L159 173H161V172H159V170H157V172L154 173V174H157L158 177H156V175H152L151 173H150L151 176H148L147 174H149V173H148V171H146L147 173L144 172V174H145L144 177L148 176V177H150V178H147V179L145 178V179H144V177L141 175V177H143V178H141L140 180H142V179H144V180H142V182H141V181L138 182V185H139V184L144 183L145 180H147V181H145V182H147V183L149 182L148 184H150V183L153 184V186H152L153 188L151 187V184L149 185V186H150V189L148 188L149 186L147 187L148 184H147V185H146V184H143V185H146V186L144 187V189H145V196H146V199H149V198H150V199H151V200H150L151 202H152V200H153L154 205L152 204V206H151V205H150L151 203H149V205H148V203L146 204L148 207H147V206L145 207L144 205H141V203H139V201L142 200V198H143V196H144V193H140V194H143V196H140L139 193H138V191H137V190H136V191L134 190V188H135L134 185H136V179L139 178V177L136 178V176H139L140 174L138 173V175L135 176L136 179H134V177H133V175H132L133 173H132V174H130V173H131L132 171H133V172L136 171V170H133V168H134V167H133V164L135 163V161H137V159H136L135 161H131L130 159H127L128 161H126V158L123 156L122 159L125 158V159L123 160L124 162L121 161V159H120L121 157H120L119 160H120V163H121V164H117V163H119L118 161H116L117 163H116V162H111V163H113V164H111L110 161H109L108 163L111 164V165H113V166L110 165V166H111V167H110L109 164L107 163L108 160H107L106 158H104L106 161L103 159V160L105 161V163H102V164H103V167L100 166V167H102V169L104 168V170H103L104 172H103V171H97V170H94V171H96V172H93V173H94V174H93L94 177H95V176H96V177H99V179L97 178L98 182L101 180L99 183H100V184L103 183L104 185H100V184L97 182V180H96V182L99 184V186L95 185V184H96V182H95V178H96V177H95V178L93 177L94 179H93V178H92V179H88V178L91 177V176H90V173H92V172H90V171H88V173H87V175L89 174V177L86 175L88 178H86V177L84 176V177H85V178H84V181L88 179V180H90V183H92L91 180H94V181H93V182L95 183L94 186L97 187V188H99V190L96 188V189H97V190H96V193H97V192L99 193V194H98V197H97L98 199H96V200L94 201V203H95L96 201H97L98 203H97V204H96V203H95V204H94V203H89L87 200H85L84 196L82 197V198H83L82 201H83V200H85V201L82 202V201L80 200L81 198L78 199V198H79V195H78V198H76L77 201H76V200H73V201H72V205H70V204L68 203L69 201H67V202H66V201H62V203H61V205H60V208H59V212L53 214L54 217H51V219L46 223V226L49 227V226H51L54 222H57V223H58V226H59V231H60V232H63L65 229L69 228V227H70L71 225H73V224L78 225L79 228H80V225H81L82 228L84 227L85 229H90L91 227H93V223H94L97 219L103 220V221H105L107 224H111L112 221H113V218H114V217H113V215H114V211H123V209H124V211H127L128 209H132L133 211H135V213H136L137 215H139V214H141V213L144 212L145 208H149L150 211H151V214H152L151 225H154V227H155V231H154V233L151 235L150 243L145 244V242H144V239H145V238H144L143 236H141V237L139 236V238L137 239V241H136L135 243H133V245H132V244L128 245L126 249H122V250H118V251H117V249H118V248H117V245L114 244V243H112V244H110V250H114V251H112V254L115 253V256H117V259H118L117 264H175L173 261H170V260L166 261L165 263H161L160 260H159V256H158V257H153V256L156 255L155 253H157V254L160 253V255H164L165 253H167V251L169 250V245H170V241H171V234H166V233H164V231L161 230V229H159L158 226H157L156 224H157V221H158V219H159V213H160V211H162L163 209H165V207L167 206L168 198L172 195V193H173L174 190H175V187H174L175 182H176V184H175L176 187H183V186H184V183L187 181V180H185V179H188V178L190 177V174H192V173H190L191 171L189 170V168H190V167L192 168V166H191L190 162H188V161H186L187 164H186V162L183 164L184 161H183V162L181 161V159H182L183 156L180 154V156H182V157H180V156H179V153H178L177 157H175L176 155L174 154L175 159H178L179 162H176L175 160H173V162L175 161V162L177 163L176 166H179V165H181V167L184 166L183 169H182V168L180 169V166H179V169H177V167H174V165H173V166H170V164H172V159H173V158H172V156H173V155H172V151H170V153L168 154L167 159H166V155H167V153L165 154L166 151H165V152H163ZM176 151L179 152L178 150H176ZM176 151H175V152H176ZM183 151H184V152H183ZM229 151H230V150H229ZM246 151H247V150H246ZM257 151H258V150H257ZM259 151H260V150H259ZM30 152H31V151H30ZM32 152H33V151H32ZM32 152H31V153H32ZM47 152H46L45 154H43V155H46ZM83 152H84V153H83ZM93 152H95V150H94ZM96 152H97V151H96ZM131 152H132V151H131ZM147 152H148V153H147ZM187 152H188V150H187ZM187 152H186V153H187ZM225 152H226V151H225ZM250 152H251V151H250ZM260 152H261V151H260ZM263 152H264V150H263ZM27 153H29V152H27ZM36 153L38 154V152H36ZM115 153L117 154V152H115ZM121 153H118V154H121ZM127 153H128V152H127ZM129 153H130V151H129ZM173 153H174V152H173ZM229 153H230V152H229ZM237 153H238V156H239V157L237 156ZM239 153H240V155H239ZM242 153H243V154H242ZM255 153H256V151H255ZM37 154H36V155H37ZM49 154L51 155V153H49ZM67 154H68V153H67ZM89 154H90V153H89ZM125 154H126V155H125ZM176 154H177V153H176ZM190 154H192V153H190ZM196 154H197V153H196ZM212 154H213V152H211V153L209 154V156H210L211 158H212V156L214 157V155H212ZM257 154H259V153H257ZM260 154H261V153H260ZM260 154H259L258 157H259V158H262L264 155L261 157ZM30 155H31V154H30ZM30 155H29V156H30ZM33 155H34V153H33ZM36 155H35V156H36ZM50 155H47V156H48L49 158H51ZM93 155H94V154H93ZM98 155H99V154H98ZM133 155H134V156H133ZM170 155H171V158H169ZM244 155H245V157H244ZM27 156H28V155H27ZM29 156H28V157H29ZM38 156H41V155H37V160L40 159V158H38ZM51 156L53 157V155H51ZM67 156H68V155H66V156L63 155L62 158H65L64 161L62 160L63 163H64L66 160H67L66 163L69 162L70 158H67ZM136 156H137V157H136ZM187 156H188V157H187ZM187 156L184 155V158H183V159H185V157H186V160H189V161H190V159H189V154H188ZM254 156H255V157H254ZM28 157H27V159H29V160L32 159V158H28ZM31 157H34V156L31 155ZM44 157H45V156H44ZM44 157H43V160H44V162H45V158H46V157H45V158H44ZM68 157H69V156H68ZM92 157H93V156H92ZM92 157H90V160L92 159ZM98 157L100 158V155H99ZM98 157H96V158H98ZM101 157H104V156H101ZM149 157H151V156H149ZM158 157H159V158H158ZM179 157H180L181 159H179ZM236 157H237V159H236ZM240 157H241V158H240ZM49 158H47V159H49ZM99 158H98V160H97V159H96V160L99 161ZM139 158H138V160H139ZM143 158L147 159L148 156H147V158H146L145 156H144ZM34 159H35V158H34ZM34 159H33V162H35ZM87 159H89V158H86V160H87ZM101 159H102V158H101ZM110 159H109V160H110ZM112 159H113V160H112ZM141 159H142V158H141ZM151 159H152V158H150V159L148 158L147 160H149L150 163H153L152 161H154V160L151 161ZM183 159H182V160H183ZM49 160H50V159H49ZM86 160H84V159H83V160H79V161H82V162L85 161V162L82 163L83 165H84V163H85V167H83V166L81 165V163L78 161V163L80 164V165H79V166H80L79 169H80V172H81V173H82V171H85L84 169L88 168L89 165L86 164V163L91 162L92 160H94V157H93V159H92L91 161L87 160V162H86ZM96 160H95V162L98 163ZM129 160L131 161V165H130V163H129ZM142 160L144 161V159H142ZM238 160H239V161H238ZM263 160H264V158H263ZM41 161H42L41 159H40V161L38 160V162L45 164L44 162H41ZM47 161H48V160H47ZM47 161H46V163H47ZM100 161H101V160H100ZM149 161H147V162L149 163ZM180 161L182 162V164H180V163H181ZM29 162H30V161H29ZM33 162H32V163H33ZM92 162H93V161H92ZM101 162H102V161H101ZM132 162H133V164H132ZM137 162H140V160L137 161ZM144 162H145V164H142L141 162H140V163H135V164L138 165V166H139V164H141L142 166L144 165L143 167H145V166H149V165H150V167H151L152 169L154 168V167H152V166L155 164V162H154V164H153L152 166H151V164L148 165V163H147L146 161H144ZM144 162H143V163H144ZM259 162H260L261 164L264 163V161H262V160H260ZM35 163H37V162H35ZM66 163H65V164H66ZM78 163H76V165H77ZM106 163L108 164V168L110 167V168H109V169H111L110 173H112V174L109 173V170H107V171L105 170V169H108L107 167H104V164H106ZM114 163H116L115 165H117V167H115V168H114V166H115ZM157 163H156V165H157ZM28 164H31V163H28ZM47 164H48V163H47ZM47 164H46V165H47ZM89 164H90V163H89ZM92 164L94 165V162H93ZM92 164H90V165L93 166ZM107 164H106V165H107ZM122 164H125V165L122 166ZM135 164H134V165H135ZM46 165H43V166L46 167ZM74 165H75V164H73V166H74ZM86 165H87V166H86ZM99 165H100V162H99ZM118 165L122 166V170H123V169L126 170L127 168H130V167H131L130 169L126 170V172H124V170H123V171L121 172V173H122L121 176H123L124 173H126V174L128 173V174L132 175L131 177H133V180H135V181H134V185H132L133 183H131L130 175H129V178H130L129 180H127L128 176H126L125 174H124L125 176H123V177L120 176V178H122V180H120V181L123 182V180L127 177V178H126L127 181H126V180L124 181V182H125V187H124V188H126V187H127V188L129 187V188H131V189L133 188L134 192L129 191V192L124 193V192H125V191H124L125 189L122 190V189H121L122 187L119 188V186H118V187H114V189L111 190L110 188L113 187V186H115V183H114L113 186L111 185L112 183H110V182H109V185H110V186H109V185H108V186L105 185V183H106L107 181H111V180H109V176H110L111 178H113V177H115V176H117V178H119V176H118V174H119L118 170L120 171V170H121V169H120L121 167L118 169V167H119ZM126 165H127V166H126ZM185 165H186V166H189V167H187V169H186V168H185ZM41 166H42V165H41ZM41 166H40V167H41ZM43 166H42V168H43ZM73 166H72V168H75V167H73ZM79 166H78V167H79ZM81 166H82V167H81ZM94 166H96V165H94ZM138 166H137V167H138ZM142 166H139V167H142ZM154 166H155V165H154ZM157 166H158V168H159V165H157ZM162 166H161V167H162ZM67 167H68V166H67ZM78 167H77V168H78ZM97 167H98V165H97ZM112 167H113L114 169H117V170H115V171H117V172H114V169H112ZM123 167H124V168H123ZM126 167H127V168H126ZM155 167H156V166H155ZM82 168H84V169L81 170ZM89 168H90V166H89ZM89 168H88V170H90ZM93 168H95V167H93ZM93 168H92V169H93ZM125 168H126V169H125ZM135 168H136V167H135ZM135 168H134V169H135ZM145 168L147 169V168H149V167H145ZM184 168H185L186 170H185ZM95 169H96V168H95ZM99 169H100V168H99ZM102 169H101V170H102ZM141 169H142V168H141ZM146 169H145V170H146ZM149 169H150V168H149ZM149 169H147V170H149ZM152 169H151L150 172H152ZM154 169H155V168H154ZM156 169H157V168H156ZM159 169H160V168H159ZM176 169L178 170V171H177L178 174H177V172H176ZM74 170H75V169H74ZM86 170H87V169H86ZM129 170H131V171H129ZM137 170L139 171V169H137ZM145 170L143 169V171H145ZM182 170L184 171V173H182ZM187 170H189V171H187ZM76 171H78V170H76ZM91 171H92V170H91ZM127 171H129L130 173L127 172ZM140 171H142V170H140ZM143 171H142V172H143ZM168 171H169V173H168ZM71 172H72L71 169H69V173H70V174H72ZM78 172H79V171H78ZM101 172H102V173H101ZM113 172H114V173H118V174H117V175H115V174L113 175ZM154 172H155V171H154ZM166 172H167V173H166ZM180 172H181V173H180ZM73 173L75 174V171H74ZM81 173H79V174H81ZM96 173H98L97 175H99V176H97ZM107 173H108V174H107ZM135 173H137V172H135ZM140 173H141V172H140ZM179 173H180V174H179ZM77 174H78V173H77ZM100 174H102V175H100ZM103 174H104V175H103ZM105 174H106V175H105ZM128 174H127V175H128ZM141 174H142V173H141ZM176 174H177V175H176ZM72 175H73V174H72ZM83 175H84V172L81 174V176H83ZM134 175H135V174H134ZM170 175H171V176H170ZM173 175H175V176H173ZM188 175H189V177H188ZM76 176H78V175H76ZM100 176H103L102 179H100V178H101ZM104 176H106L108 179L105 177V178H106V180H105ZM71 177H72V176H71ZM73 177H75V175H73ZM155 177H156V180H152V178L155 179ZM69 178H70V177H69ZM77 178H78V177H77ZM82 178H83V177H82ZM111 178H110V179H111ZM115 178H116V177H115ZM120 178H119V179H120ZM123 178H124V179H123ZM71 179L74 180V179H76V177H75V178H71ZM71 179H70L69 182L72 181ZM148 179H150V180H148ZM68 180H69V179H68ZM79 180H80V179H79ZM138 180H139V179H138ZM180 180H181V181H180ZM74 181H75V180H74ZM74 181H73V182H74ZM76 181H77V180H76ZM76 181L74 182L73 185H75V183H77ZM84 181H83V183H84V184H83V187H84V188H87L86 186L89 185V184L87 185V182H89V181H87V182L85 181L86 184H85ZM103 181H104V182H103ZM120 181H119V182H120ZM129 181H130V183L128 184ZM151 181H153V182H151ZM154 181H155V182H154ZM69 182H68V183H69ZM112 182H113V180H112ZM114 182H115V180H114ZM116 182H117V180H116ZM122 182H120V183H122ZM132 182H133V181H132ZM140 182H141V183H140ZM178 182H180V184L177 185ZM181 182H182V183H181ZM154 183H156V185H158V184H161V186L163 185L162 188H159V189H161V190H158V191H157L156 186L154 187ZM171 183L173 184V186H171V185H172ZM224 183L227 184V182H224ZM64 184H65V183H64ZM71 184H72V182H71ZM79 184H80V183H78V185H79ZM106 184H108V183H106ZM117 184H118V183H117ZM122 184H123V183H122ZM164 184H165V185H164ZM65 185H67V184H65ZM84 185H86V186H84ZM92 185H93V184H91V186H92ZM120 185H121V184H120ZM123 185H124V184H123ZM138 185H136V186L138 187ZM169 185L171 186L172 190L169 189V191H165L166 188L168 189V186H169ZM79 186H80V185H79ZM94 186H93V187H94ZM121 186H122V185H121ZM139 186H140V185H139ZM158 186H159V185H158ZM170 186H169V187H170ZM67 187H69V185H68ZM71 187H72V186H71ZM77 187H78V186H77ZM81 187H82V185H81ZM81 187H78V188H81ZM95 187H94V188H95ZM108 187H109V188H108ZM141 187H143V186H141ZM173 187H174V188H173ZM84 188H83V189H84ZM118 188H119V189H118ZM129 188H128V189H129ZM151 188H152V189H151ZM163 188H164V189H163ZM131 189H129V190H131ZM136 189H138V188H136ZM139 189H140V188H139ZM147 189H148V191H147ZM86 190H87V189H86ZM109 190H111V191H109ZM75 191H76V190H75ZM127 191H128V190H127ZM79 192H80V191H79ZM83 192H86L85 189H84V191H82V193H83ZM131 192H132V194H131ZM164 192H166V193H168V194H164ZM199 192H201V191H199ZM254 192H255V193H254L253 197H251V200H246V201L243 202L244 208H245L246 210H248L250 216H248V217L243 216L241 219L239 218V221H240V224H241V227H242V228L240 229L241 233H240L239 235H236V236H235V235L233 234L232 236L229 237V236H227V234L221 233V232L219 231V228H220V222L213 221V223L210 224V226L213 228V234H212V236H211V237H212V240H213V244H212L211 250H213V251H220L221 257H223V259H222V260H223L222 264H223L224 262H226L227 260L231 259L232 256H233L234 254H237L238 252H240L241 249H242L244 246H245V247H246L247 245H252V246H254V244L257 245L256 242L259 241V239H262V242H263V243H262V246H264V237H262V236L264 235V181L262 182V184H261L260 186H257V188H255V191H254ZM77 193H78V191H77ZM77 193H76V195H74V197L77 196ZM80 193H81V192H80ZM82 193L80 194V197H81L82 195H84V194H82ZM169 193H170V194H169ZM196 193H197V192H194V193L192 194V197H194V196L196 195ZM86 194H87V193H86ZM130 194H131V195H130ZM201 194H202V192H201ZM138 195H139V196H138ZM113 196H115V197H113ZM145 196H144V197H145ZM74 197H73V198H74ZM85 197H86V195H85ZM99 197H101L102 199L104 198V200L106 199V202H108V199H109L110 201L112 200V202H109V203H106V202H105L106 205H104V204H103V203H104V200H103V203L101 202V205H100L99 202L102 201V200L98 201V200L100 199ZM113 199H114V200L116 199V200L113 201ZM140 199H141V200H140ZM155 199H156V201H155ZM157 199H158V201H157ZM166 199H167V200H166ZM134 200H136V201H134ZM75 201H76V202H79V203L76 204ZM122 201H123V203H122ZM143 201H146V200L144 199ZM128 202H129V203L132 202V203H131V204H127ZM249 202H251V205H252L251 208H248V205H250ZM156 203H157V204H156ZM98 204H99V205H98ZM102 204H103V205H102ZM143 204H144V203H143ZM252 210H256V211H254V212H250V211H252ZM191 211H192L191 209L188 210V212H190V213H191ZM248 212H247V213H248ZM190 213H187V214L189 215ZM191 215H192V213H191ZM79 221L81 222L80 224H79ZM221 221H222V220H221ZM97 223H98V222H97ZM95 224H96V223H95ZM203 227H206V225L203 226ZM262 228H263V229H262ZM107 239H108V238H107ZM104 247H105V244H104ZM94 250H96V249H94ZM63 253H65V252H63ZM218 262H219V260H218ZM218 262H217V261H214V260H210V261L205 262V263H206V264H218ZM102 263H103V261H102V257H101V255H97V257H96V262H95V260H94V262H93L92 264H102ZM114 264H115V263H114ZM194 264H202V262H196V263H194Z\"/></svg>", "mask_w": 264, "mask_h": 264}]
</instances>
